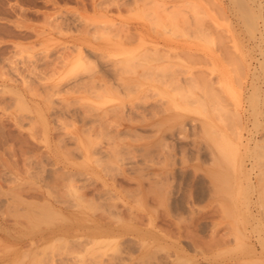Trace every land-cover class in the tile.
<instances>
[{
    "label": "rangeland",
    "instance_id": "rangeland-1",
    "mask_svg": "<svg viewBox=\"0 0 264 264\" xmlns=\"http://www.w3.org/2000/svg\"><path fill=\"white\" fill-rule=\"evenodd\" d=\"M231 2L232 0H0V264H18V262L20 264L21 263L31 264L32 260H33L32 264H38V263L39 264H51V263L53 264H58V263L69 264L70 263L71 264L72 260H73L72 263L75 262L73 264H95V263H98V264L100 263L101 264H119V263L120 264H144V263L145 264H158V263L159 264H181V263L183 264H230L231 262H233L231 264H242V261L243 263L245 262L244 264H264V261L263 263L262 261L261 263L259 261L261 256L262 258H264L263 257L264 256V253H263L264 245H262L260 242V240L264 241V228H263L264 227V217H263L264 213H262L263 211L262 207H264L263 205L264 203V187H263L264 185V163H263L264 162V152H263L264 151L263 149L264 148V132L262 131L264 130V114H262L264 113L263 112L264 98L262 99V97L264 96V89H263L264 88V83H263L264 69L260 65L261 62L258 64L259 61H262L260 58L263 59V56H264L263 54L264 53L263 52L264 51L263 50L264 49V41H263L264 40V20H263L264 19V0H253V1L247 0L246 1L248 2V6H251V8L253 6L254 10L253 9L252 10L255 13L250 9L252 14L254 13L256 16L257 15L256 11L257 12L258 10L261 11V13L260 12L258 13H260L261 15L260 17H261L262 22L260 20V17L259 18L255 17V20L257 19V21L254 20V22L257 24V26L255 23H253L254 27L251 26V28L244 23L242 24L243 20L239 17L240 16L239 11L237 7L233 5V2L232 3ZM258 3L261 4V9L257 7ZM171 10H173V12H170ZM173 13H175L176 16L172 17ZM170 16L171 18H173V20L169 19ZM196 16H198L199 18L198 17L196 18ZM197 19H200V22ZM192 21L198 24L195 25V23ZM171 23L172 24L175 23L176 25H172ZM188 25H190L191 27L189 26L190 27L189 28ZM244 25L247 28L249 27L248 30ZM176 26H179V27H176ZM210 26H212V28ZM183 27H185L186 30ZM215 28L218 30H216ZM254 28H257V29H254ZM196 29L198 31L201 30L203 32L199 31L198 33V31H196L197 32V35H196V32H195ZM250 29H252L253 31L255 30V31L254 32L252 31L253 33L252 32L249 33ZM258 29L260 31L262 30L261 33H259ZM189 34L190 35L192 34V35L190 36ZM193 35H195V37ZM216 35L220 36L221 38L220 37L217 38ZM214 38H217L216 40L219 42L217 43V41L214 40ZM139 43H142V45L139 46L138 45ZM216 43L218 44L219 48L216 47L217 46ZM154 44H156L158 47V50H157L158 54L159 52H163V54L162 53L160 54L165 55V53L169 51L173 55L169 53V57H167L166 59H164L166 56L162 58L159 56L161 59L156 57L157 59L155 61L152 60L155 57L153 56V54L156 52L155 51L154 53H149V52H153V49L151 50V48L154 46ZM230 44L232 47L230 46ZM176 45L179 46V48L178 50L177 49H174V50H176L179 53L177 54V56H174L176 55L175 53H173L174 50L172 51L170 50L171 48L173 49V47L171 46H176ZM219 45H221L222 47L220 48ZM133 46L134 47L138 46L141 49L138 48L139 50L136 51L134 50L136 47L134 48ZM131 47L134 48L132 49L134 51V53H132L134 56H129L128 58L127 56L129 54L126 55L123 52L125 50L126 51L129 50L127 48H131ZM144 47L146 48L150 47V48L149 50H147ZM142 48H144L145 50H143ZM222 48L224 49V51ZM162 49L165 51H163ZM140 50L146 51V52L148 51L147 52L148 56H153V58L152 59L148 58L146 55L147 53L143 54L145 52L141 53L142 51ZM181 50L183 53L181 52ZM130 51L131 50L127 52H130ZM138 51L139 53H137ZM135 54L139 58L143 55L145 57L143 56L144 58L143 57L142 59L140 58L141 59L140 61V59ZM149 54H152V55H149ZM228 56H231V58L229 57L230 58L229 60H227ZM146 57L148 59H145ZM170 57L172 59H169ZM176 57H179V58L175 59ZM121 59L123 61H121ZM136 59L137 60L139 59L138 61L141 62L142 66L138 65L139 63L136 61ZM223 59H225L226 61ZM130 60L133 62L135 61L134 65L135 66L137 65L138 67H135L134 65L128 66L127 63H129L128 61ZM146 60L148 61L150 60L151 63L150 62L148 63L151 65H148ZM235 61H239L240 63L235 62ZM156 63L157 64L159 63V68L161 64H163V66L167 68H168L167 65L171 67L174 66L171 69L168 68L170 72L172 69L174 70L172 73H169L168 70L162 71L163 75L161 76L159 74V73L162 74L161 71L159 70L155 71L154 69L153 71L151 69L152 64H154L156 68L158 67ZM165 63L167 65H165ZM235 63H236V67H235ZM129 64H132V63H129ZM177 64H179V66H177ZM232 65L234 66L235 70H238L239 68L240 69L238 71H235L234 69H231V67H233ZM237 65L239 68L237 67ZM71 66L73 67V69L75 67H78V68H76L75 70L73 69L70 70V68H72ZM145 66L150 67V68L147 67V70L149 72L151 71V74H150L151 76L148 74L149 73L148 71L147 73L146 71H143V69L144 70L146 69ZM155 66H152V68H154ZM240 66H242L243 68H241ZM139 67L142 69H139ZM179 67H181L184 70L186 69V70L184 71L180 69ZM175 70L176 72H174ZM177 70L179 71L177 72ZM180 70H182V74H184L183 72L186 73L187 71V74H184L183 76H181L182 74L180 73L181 72ZM192 70H194V72ZM242 70L244 72H242ZM203 71L204 72L207 71V72L204 73ZM140 72L143 73V76H142V73ZM156 72H159V73L156 74ZM164 72H168V73L165 74ZM189 72H190V75L193 73V76L194 74L195 75H199L203 73L204 75L206 74V77H204V79L206 78V81L203 79L202 80L203 82H200L199 79H202L204 75L201 76V78H199L198 76L193 77L191 75L193 79L195 80L194 81L195 83H192L194 84L192 85L193 90L195 89L194 87L198 88L199 85H196V84H199L198 82H200V84H203L202 87L204 88L205 85H207L206 84L207 80L208 81L211 80V82L209 83L210 85L212 84L211 85L212 88L210 87L212 91L211 89L210 91L208 89L209 93L206 92L207 94L206 93L204 94L205 97L204 95L201 94L203 93V91L201 93H199V91L197 92L198 89L197 90L195 89V91L192 90L193 92L191 91L192 93H190L189 91L192 88L190 86L191 81L188 80V83H184L185 80L184 79L182 80V78L187 77L185 75H189ZM208 73L211 75L212 78L210 77ZM169 74L174 75V77H176L175 75L177 76L179 75V76L177 78L171 77V80H169L168 79ZM155 75L157 76L155 77ZM160 76L162 77V80L165 77L163 80V82L165 81L164 83H167V79L169 81H172L173 79L172 82L176 81V79L178 82V80L181 79L182 81H179L178 84L181 82L180 83L181 87H184V89L187 87L186 88L188 90L187 92L183 90L181 87H179L181 88L180 90H183L187 93L186 99L187 97L192 98V95L190 96V94H193V93L195 94L193 97L202 98V99H197V98H194V99L198 100V102L196 101L198 104L199 102H202L204 100L202 103L204 106H206V108L204 107V110L206 109L205 112L204 110H203L204 113L199 110L200 107L199 108L197 107L198 104L197 106L194 105L195 103L193 99L191 101H193L194 104L189 105V103L191 102L189 98L187 100H189L190 102L183 104L182 102L184 101H182L183 99L182 94L184 92L181 94L180 97H178L176 95L178 92L174 93V91H178V90L172 89V88H178L176 87L178 86L177 82L175 83L176 86L172 87L173 83H171L172 84L171 87L168 88L167 87L168 84H166L167 86H165V84L161 82L162 80ZM237 76L239 77V81H238ZM153 77L156 79L154 80ZM166 77L168 78L166 79ZM192 77H189L190 80ZM195 77L198 78V81L195 79ZM213 78H214V82L212 81ZM215 79L217 80L215 85L218 84L217 85L218 88L219 87L221 88V89L219 88L222 92L221 94H220L219 89L218 91H216L217 86L214 85ZM160 82L161 84H159ZM136 83H139V84L136 85ZM124 84H126V87H124ZM187 84H189V87L185 86ZM213 85L215 86V88ZM208 86L209 84L207 85L206 89L208 88ZM202 87L200 86L201 89H203ZM135 88L137 89L135 90ZM253 88L256 90H254ZM213 89L215 92H219L217 93V96L218 94H220L219 97H221L222 99L221 102L218 100V103H217V99L219 97L217 98L216 95H213L215 94L213 92ZM129 90H131L132 92L130 91L128 93L127 91ZM153 90L157 92L158 94L154 95ZM158 91H163L164 93H159ZM143 94L147 96V97L145 96V98H147L148 103L146 102V99L144 98ZM210 94L211 96L213 95V97L215 98V99L213 98L214 100L211 98ZM138 95H139V98H136V96ZM165 95H167V97L169 98L171 97L170 95H172V97L169 100L168 98H166ZM183 95H185V93ZM254 96L258 97L256 98V100H258L257 102L253 101ZM160 98H163V99L160 100ZM175 98L176 99L182 98V99L176 100ZM250 98H252V102H254L255 104L250 101ZM139 99H144L145 101L141 100V102H139L140 101ZM154 99L155 100L157 99L156 105L152 104L155 102ZM166 99L170 103L171 107L174 106L172 107L173 110H171V107L170 108L167 107V109L163 108L164 106L167 105ZM172 99L174 100L173 104H172V101H173ZM153 100L154 102H152ZM262 100H263V103H261ZM175 102H177V105L179 103V107L175 108V105H174ZM180 102L182 103L183 106H181ZM207 102L210 103V106L212 105L211 106L212 110L211 108H209L210 106H208L209 104H207ZM250 103H252V105L253 104L255 105V108H256L255 111H254V106L251 105L253 108L249 106ZM213 104L216 105V107ZM151 105L154 107H151ZM155 106L157 108H155ZM221 106L222 107L225 106V107L222 108ZM145 107L149 109L150 111L149 110L145 111L147 110L145 109ZM153 108H155L156 110ZM201 108L203 109V107ZM224 108H226L225 109L226 112L227 110L232 111L231 114L229 111L227 113L222 111ZM133 109L134 110L136 109V110L134 111ZM151 109L154 111L151 112L152 111ZM196 110L199 111V114L196 112ZM234 110L235 111L237 110L236 113ZM259 110L260 112L262 110L261 114ZM143 111L145 112L143 113ZM221 111L223 112L224 115L222 114ZM217 112H218V115H217ZM233 112L235 113L237 121L234 118L235 116H232ZM135 113H136V116L133 118V114L135 115ZM212 113L214 115H212ZM220 113L221 115H219ZM141 114H143L144 116L146 115L145 118H142L143 116H141ZM215 114L218 117V118L216 117L218 121L214 117L216 116ZM225 114H227L229 117L231 116V118L234 121L229 120V117H227ZM219 117L223 121L225 118H227L226 120H229L230 123L232 121L233 123L229 124V121L227 123L226 120L224 122H221ZM138 118H142L143 120L147 118L148 120L146 119V121H149L155 118L157 119V122H158V119L159 120L162 119V121L159 122L160 128H158L157 126L159 124H155V126L153 125L152 127L154 128L150 126V129L148 125H151V124H148V125L145 124L144 127L139 128L140 125L138 127V124L144 123L145 120L143 121L142 119H140L138 122L137 120ZM219 120H220V123H219ZM235 121L238 123H236ZM130 122L132 123L134 122L135 125L134 123L132 124ZM199 122L200 123L203 122V125L210 124L212 126L211 127L212 129L210 128L211 130H208V131H211L210 134L212 132L214 133V131L216 133V130L217 132L220 131L221 134H224L223 136L219 134L220 133L219 132L218 133L219 137H218V134L216 135L214 134L215 136H217L216 139L218 138L217 142L221 143L219 146L223 152L219 154L221 158H223L222 154H226L225 156H227L228 160H230L229 155L231 153L233 154L234 152H230V153L228 152L229 155H227L228 153L225 152V150L227 151V147H229L230 144H232L230 143L232 139L233 140L231 142L234 141L233 142L234 145H238L236 146L237 148L240 145V147L238 148L239 149L238 151H237V148L234 146L236 148V150L235 148L234 150L240 153L235 152L236 155L235 153L233 154L234 156L233 158H231V162H232V159L234 160L236 159V161L238 162L237 158H239L238 156L240 155L241 157L240 159L242 161L240 160L239 161L242 163L238 165L239 162L237 163L235 161V165H231L232 163H230L229 165L230 167H228L226 160H225L226 161L225 163H223L224 161L220 162L221 159L219 160L220 158L218 157L219 155H216L214 151L215 148L218 149L214 143L216 139L212 137L213 135H211L210 138L215 139V140L213 139L214 141L212 140L211 142L210 141L211 139L209 137L208 138L204 137V135L209 136V132H207L206 129H208L210 125L209 127H205V126L203 127V125L200 124ZM182 124H183V127L187 128L184 131H182L181 129ZM238 124H241V125L243 124V126H240V125L238 126ZM127 125H128V128L130 126L134 127L136 125L138 128L136 127V132L133 127L130 128L131 130L130 129L127 130L128 129ZM192 125H195V126H192ZM201 126L203 127V130L205 128V130L202 131L203 133L200 130L202 129ZM121 128H123L126 131L121 130ZM156 128H158L160 132H158V129ZM178 128H179V132H177ZM213 128H215L216 130ZM237 129H238L239 134H241L242 138L240 137V135H238L236 131ZM132 130H134V133H132L133 132ZM153 130L155 132L157 131L156 134L153 133L154 136H152ZM162 130L165 132L166 137H164L165 135L162 136V134H164ZM168 130H171L173 134L170 131L168 132ZM231 130H233V132H230ZM196 131H200L198 132L200 133L199 136H198V133H196ZM234 131L237 133L236 136H235L236 133ZM194 132L196 134H194ZM232 133H234L233 134L234 136L232 135L233 137L231 136ZM159 135L164 137L163 139L166 140L168 138L169 140H166V142L164 140L163 142L162 140H160ZM172 135L175 137V138L173 137L174 139L172 138ZM175 135L179 136L178 138L182 136L183 138H185L184 141L182 137H181V140H182L181 141ZM149 136H152V138ZM220 136L224 137V139L222 140L223 143L221 141L222 137ZM225 136H227V138ZM238 136H239L240 141H238L239 139H237ZM228 137L229 138L231 137L232 139L230 141H227L226 143V139L229 140ZM193 138L194 139L198 138L199 141L194 140ZM207 139L208 140L210 139V140L208 141ZM156 140L159 144H161L160 141H162V144L168 147L166 148L162 144L160 147V145L156 142ZM201 140L203 143L201 142ZM254 140L255 142H253ZM151 142L154 144V146ZM173 142L174 144H172ZM210 142L212 144L214 143L213 145L215 146V148L213 147L211 148L212 144L210 145L209 144ZM168 143L169 144L171 143V144L168 145ZM180 143L183 145H180ZM224 143L226 144V146L223 145L222 147L221 145ZM150 145L151 147L153 146L152 149L149 147ZM157 145H159V148ZM175 145L177 147H175ZM196 145H198V147ZM182 146H183V149H181ZM199 146L201 149L199 148ZM145 147L150 148L151 153L149 149ZM84 148L87 151L84 150ZM204 148H206L208 153L206 152ZM231 148L232 147L230 146V149ZM156 149H158V151ZM258 150L260 151L258 152ZM142 151L143 152L147 151L146 152L147 154L143 153ZM216 151L219 153L218 150ZM232 151H233V148H232ZM156 152L159 153V156L156 155L157 154ZM164 152L166 154H164ZM115 153H117L121 159L119 160L118 158L116 159L115 157H117V154L115 155ZM181 153H183V155ZM211 153H213L215 159L214 157L212 158ZM151 154L153 156H151ZM154 154H155V158H154ZM161 154H163L168 159L171 157L169 160H172L171 162H173L174 160V163H171V162L169 163V160L163 157L164 159L167 160V161L166 160L164 161V159L160 157ZM173 155L175 158L173 157ZM209 155H211V157ZM198 156L201 159V161H199L200 159L198 158ZM202 157L204 158L205 161L203 160ZM96 158L98 160L102 159L103 162L102 160L101 161L99 160L100 163L101 162L102 163L98 164L99 162L96 161L97 160ZM179 158L182 159L186 163H184L182 160L180 161ZM162 159L163 161H161ZM224 159L226 158L224 157ZM107 160H110V161H107ZM258 160L260 161V163H257L259 162ZM130 162L133 164H130ZM179 162L180 163L183 162L184 164L183 163L179 164ZM160 163L162 166H164L163 169L169 168L168 171L162 170L163 172H167V174L164 173L165 176L160 175L161 177L159 176V174L161 173L160 169L162 168ZM169 164H171V166H169ZM130 165L133 167H131ZM241 165L242 167H240ZM165 166H169V167H165ZM189 166L191 168H189ZM67 167H68V170L72 169L71 173L75 172L77 174V176H75L69 173L71 174L70 177L73 179L71 183L72 182L74 183L75 178L77 180L76 181L77 184L76 183H74L76 185L73 184V187L76 186L74 188L69 185L70 180H68V178L66 179V177L69 176L68 174H67L68 176L65 177L64 176L65 173H64L63 177H61L62 172H64L65 170H66L65 172H67V169H66ZM131 168H134V169L136 168L135 169L136 171ZM139 168L141 170L144 169V171L143 170L142 171L140 170L141 172L139 171L141 175L138 174V171H137L139 170ZM150 168L152 169L154 168L153 170L159 169L158 172L159 171L160 172L158 173L157 170L153 171ZM173 170L175 171L173 172ZM181 170L182 171L184 170V173ZM194 170H196V172H194ZM76 171L77 172L80 171V172L77 173ZM171 172L175 176H173ZM133 173H136L137 175ZM242 173L243 175L245 174L246 176L248 173L249 179L245 175L243 176ZM258 173L260 176L258 175ZM58 174L61 175L59 176L61 179L58 177ZM125 174L126 176L123 177ZM154 174L155 175L158 174L157 176L159 177L157 176L153 177ZM218 174H220L221 176L223 175L224 178H226L228 174L231 175L230 177L227 176L228 178L227 181L229 183L228 188H229L230 183L234 181L233 183L235 184L236 180L238 179V184L236 183V186H240V187L239 189L237 187V189L239 191L240 190H244V191L239 192L236 190L235 185H230V187L234 186L233 187L234 189L229 188V190L228 189L225 190L227 194L229 195V199H228L227 196L224 195L226 193V192L224 193V189H219V188H224L220 186L221 184L220 181L218 185L217 183L218 181L214 180L215 182H213V180H210L212 179L210 177L212 176L217 177ZM86 175L90 176L91 178L89 177L87 179ZM132 175L134 176L136 175V176L131 177ZM145 175H147L148 177ZM139 176L140 177L142 176L143 178H140ZM232 176L234 177L237 176L238 178L235 177L236 179L235 180L234 177ZM156 177L158 178L157 180L155 179ZM164 177H165V180H167V177H168L170 181H168L169 179L165 181ZM220 177H219V180H221ZM58 178L60 179V181L57 182ZM127 178L130 180H128ZM136 178L137 180L141 179L142 182L144 181L146 182L144 183L140 181H139L140 183L136 182L137 181ZM134 180L135 182L133 183ZM153 180H155L156 183ZM62 181L63 182L66 181V184L70 188L64 185ZM221 181H224V180H221ZM55 182H57L58 184ZM211 182L212 184L210 185ZM137 183L139 184L142 183L141 184L142 186L138 184L137 186L138 188L134 187L135 185H137ZM148 183L157 184L159 185L158 186L159 188L155 186L154 184L149 186ZM159 183H162L164 187H166L168 185L167 183H169V185H171L172 187L170 186L171 188L170 187L168 188L169 186L168 185L167 189L166 188L162 189L164 191V194H163L162 193L163 191L161 190L163 185ZM241 184L242 185L246 184L247 187L246 185L244 186L246 189L245 188L243 189L242 188L243 186ZM78 185H79L78 188L80 192H78L79 191L77 188ZM82 185H85L84 188ZM212 185L214 186L213 188L215 189V191H218V194L216 193V197L214 198L213 196L215 193L214 194L211 193V190H213L211 188ZM222 185L224 186V184ZM143 186L144 188L145 187L146 188L144 189ZM148 186L151 189L147 188ZM206 186L209 188H207ZM131 187L134 189L137 188L135 190L137 193L133 192L134 190H132ZM55 188H57L58 190ZM71 188L73 189L77 188L76 191L78 193L76 194L75 190H73L74 191L73 192ZM81 188L84 189L85 191L82 190ZM155 188H156V191H155ZM146 189H149L153 194L155 192L159 193V191L161 190L160 192L162 194L160 193L159 194L162 195V197L163 196L167 197V195L169 196L170 194V197H168L169 200H167L168 198L166 197L162 198L159 194H157L158 196L153 197V194L149 195L150 193L148 190H147L148 191V194H147V191H145ZM50 190H51L50 192L51 195L50 193L49 195L51 197L47 194ZM99 190L101 192H98ZM220 190H223L222 191L223 193ZM53 191H55L57 194L62 193L61 196L62 195L63 196L59 197L58 195H54L56 193ZM105 191H108L109 194H107L108 192H105ZM138 191L140 192L138 193ZM257 191L259 194L261 191L262 195L260 194L261 195L260 196L257 193ZM52 192L54 193L53 195L55 198H53ZM63 192L65 194H63ZM237 192L241 193L242 196L239 195L237 197ZM99 193L100 194L102 193L101 196L99 197L101 201L96 199L98 198L97 194L98 196L100 195ZM78 194L79 196L82 197L83 201L79 198ZM94 194L96 195L95 198H94L95 196ZM244 194H245V197L248 195L247 199L248 198L250 199L247 200L244 197ZM41 195L43 198L41 197ZM47 195L48 197H46ZM219 195L223 196L224 198L220 197ZM66 196H68L69 198ZM83 196L86 198L90 197L91 199L92 198L93 199L92 200L89 199V201H87L88 199H85ZM136 196H138V198H136ZM139 196L140 197L143 196L144 199L141 198V201H139L140 200ZM159 196L161 200L159 199ZM208 196H210L212 199ZM19 197L23 201H21ZM45 197H46L45 200L48 199L47 201H50L51 199L50 202L54 203V206H57V207L66 206L70 209L78 210V213L79 214L81 213L80 216L81 215L84 216L85 213L83 214V212H87L88 216L86 217L84 216V218H88L90 216L91 218L92 217L97 218V216H101L99 214H102L103 217L101 218L102 219L104 218L103 221L107 223L109 226L111 225L112 226L114 225L115 227L117 226L121 227V225L127 226L126 224L130 225V223L132 222L131 225L134 224L136 228L137 227L139 228L141 227V228L139 230V228L138 229H136L135 227L131 228V225L130 227L128 225L127 227L129 230L127 231L126 230L127 227H125V230H124L125 232H123V234L120 235L121 237L118 235H110V236L106 235L105 236L106 238L103 237L102 239L106 240L108 238L109 240L108 239L107 240L109 242H107L106 240L107 244H104L105 241L103 240V243L97 244V246L100 245L98 248H101V251L97 250L98 248L96 244L92 245L91 241L90 243H88L89 242L88 239L87 241H85L87 238L86 235H85L86 237L83 235L82 236L79 235L80 238H78V241L82 244L81 247L83 246L82 249L84 251L81 248L80 250L78 249L79 248L78 245L80 244L76 245L77 243L76 241H74L76 243L71 242L72 245L71 246L69 245L67 247L66 245H68L69 243L65 242L66 243L65 244L62 239H58L57 236H54V234L51 235L52 230H50V228L52 229L53 224L56 223V219L57 220L61 219L59 216L57 215L51 216V218H53L52 221L55 220L54 223L53 222L51 223V221L48 220L45 222H40V224H37V225L35 224L37 227L33 224L34 226L33 227L31 226L32 222L30 221V217L24 214L26 213L24 211L28 209L27 207H29L27 203L30 202L31 199L32 200L35 199L36 202L41 201L40 202L41 204L43 202H46L44 200ZM63 197L65 198V200L68 201L67 203H72L71 201L73 200L77 201V203L80 202L78 203V206L79 205L80 206L78 207L77 203L75 204V206L77 207H74L73 203L70 206L68 204L63 205L61 201H59L58 203V200H60V198L62 199ZM146 197H147V200H146ZM155 197L156 199H158L159 202L162 200L164 201L160 202V204H157L158 201L154 200ZM230 197L232 198L230 199ZM257 197L260 199L259 201ZM244 198L246 200H244ZM27 199H28V202H27ZM84 199H85V202H84ZM32 200L30 204L35 205L34 203L35 200L34 201ZM65 200H62V201L65 202ZM106 200L110 202V204L108 203L109 205L107 204ZM165 200L167 201L165 202ZM91 201H94V202L91 204L90 203ZM232 201L235 202L236 206H234ZM246 201L247 202L250 201V202L247 203ZM260 201H262L263 203H261ZM24 202H27L26 203L27 206L25 205ZM82 202L84 203L82 204ZM88 202L91 204V206L90 204H87ZM258 202H260V205L261 204L262 205L258 206ZM148 203L149 205H147ZM222 203L224 204L223 207L224 206L228 207L230 211L228 210V208L226 210L224 208H219V207H222ZM93 204L96 205L94 208H93L94 206ZM139 204L141 205V207L139 206ZM153 204L156 205V207ZM161 204L162 206L160 207ZM85 205L89 206L90 208L92 207V208L89 209ZM110 205L112 207L117 206L116 208H120L119 213L122 215L120 216L118 212L116 213V211L119 209L116 210L113 207L114 209L112 208L113 209L112 210ZM142 205H144L143 207H145V209L142 207ZM245 205L246 206L248 205V206L244 208ZM30 206H33V205H30ZM35 206L33 207L35 208ZM171 206H174V207H171ZM241 206L246 211L242 210ZM80 207L82 208V210L78 209ZM83 207H85V209ZM99 207H102L103 209L98 210ZM104 207L107 208L108 210L111 209L110 212L113 213L112 214L113 216L115 215L114 213H116L114 217L112 216L114 221L110 217L111 214L107 213L109 211H107V209H105ZM197 207L199 209H197ZM235 207H238V209H236ZM258 207L261 212L258 210ZM128 209L132 210L131 214L129 213L130 211ZM149 209L153 211L151 212V210L149 211ZM200 209L203 212H201ZM35 210H38V209H35ZM196 210H199V213L201 214L197 213ZM156 211H157V214H155ZM237 211L239 213H237ZM30 212L32 211L30 210ZM104 212L107 215H109L111 219ZM229 212L231 214H229ZM247 212H250L249 214H252V215L251 216L249 214L246 215ZM127 213H129L130 215H128ZM236 213L238 214V216L236 215ZM243 213H246L244 214V216H246L245 219L247 221L245 222L247 223L245 224L247 225H244V224L242 225L245 226L244 228L248 229L249 231L248 230L244 231V228L242 225H240L239 227V224H241V222L243 223V220H245L243 217ZM31 214L29 213L30 216ZM149 214L152 215L153 220L149 219L150 218L148 216ZM162 214H164V216ZM216 214L218 215L216 216ZM219 214H221V216ZM241 215L243 218L241 217ZM25 216H27V218ZM80 216L77 214L74 215V217H76L77 219ZM83 216H81V218H83ZM122 216H124L123 217L124 219L122 218ZM125 216L128 218H125ZM130 216H133V217L131 218ZM179 216L183 217V219L185 218L187 219L183 220ZM74 217L72 218L71 216L72 219H74ZM136 217H140V218H136ZM177 217H179L180 220H182L181 223L180 222L178 223ZM189 217H191L192 219L191 218L189 219ZM219 217H222V218H219ZM91 218H88V219L91 220ZM116 218L118 219L120 218L119 221ZM141 218L143 220H139ZM232 218H233V221H232ZM236 218H238L239 221L241 220L242 221L239 222L238 219L236 220ZM105 220L107 221L112 220L113 223L107 222ZM219 220L220 222H222L221 223L222 225L220 224ZM248 220H250V222ZM140 221H142V223ZM186 221L188 222L187 224H186ZM148 222H149V225H146ZM150 222L152 223V226ZM195 222L197 225L195 224ZM224 222L230 223V224L232 223V225H229V224L225 225ZM47 223L50 225H48ZM87 223L93 224L91 222H87ZM120 223L121 225H117ZM174 224L175 226H173ZM183 224L185 227L181 226ZM215 224L217 225V227H213V225L215 226ZM236 225H238L239 229L236 228L237 227ZM232 226H233V229L235 230L234 232L230 230L232 229L230 228ZM227 227H229L230 229L228 230ZM145 228H147L148 230L150 229L152 230V231L150 230L148 234L153 232V229H154L153 234L152 233L151 234L157 239L156 240L153 239L154 237L151 236V234L148 235L149 237H147L146 236L147 234H146L144 237V240L142 238H139V236H142L141 234L144 232ZM221 230L223 231V233ZM237 230H240V231H237ZM227 231L229 234L228 233L226 234ZM193 232L195 233L194 235H193ZM208 232L210 234H208ZM241 232L244 233V237ZM256 232H258L257 236H256ZM47 233L49 234V237L47 236L48 235ZM211 233L215 236L219 234L221 237L220 238L219 236H217V238L219 237L218 238L219 241H217L218 239L216 240V237L213 236ZM135 234L136 235L139 234V236L137 235L136 237ZM233 234L234 235L237 234L238 237L239 235H241V237H239L238 240L232 241V239L234 238L236 239L237 237V235L236 237H233L234 236ZM174 235H175V238L173 237ZM114 236L117 240L114 239ZM223 236L225 237V239H223L224 238ZM42 237H45V239L52 238L51 239L52 241L50 242L49 239L43 240ZM53 237L54 239L56 238L58 240L57 241L58 243L56 241H55L56 244L53 243V240H54ZM210 237L215 238V239H211ZM145 238H148V239H145ZM256 238H257V241H256ZM73 239L77 240L75 237H73ZM239 239L242 240L243 242L240 241ZM98 240L101 241V238H99ZM115 240L117 242H112ZM202 240L204 241V243ZM222 240L225 243L224 242L222 243ZM142 241H144L142 243V246L144 247H142L139 244ZM239 241L241 243H244V241L245 242L247 241L249 243V246L251 245L254 246V247L252 246L254 249L251 247L253 250H251L250 248L249 250L247 248L248 244H245V246H243V244H240V247L242 248L244 247L243 249L242 248L240 249L239 244H237V242ZM59 242L62 244L64 243L67 249L63 247ZM136 242L138 243L137 245H136ZM51 243H53L55 247L49 246ZM262 243L264 244V242ZM119 244H121V246ZM234 244H237V245L235 246ZM197 245H200L202 247L200 251H198L200 247ZM207 245H209L208 246L210 248L209 250L207 249L208 248ZM210 246L213 248H211ZM234 246L238 247V249L234 248ZM92 247L93 248L95 247V248L92 249ZM192 247H195V248H192ZM196 247L197 248L199 247V248L197 249ZM260 247H263V248H260ZM64 248L66 250H64ZM158 248L160 251L158 250ZM161 249L163 250L161 251ZM205 249L207 251H205ZM98 251L99 253H97ZM40 252L43 253L42 256H41L42 253ZM50 252L52 254H48ZM258 252H261L262 254ZM36 253L38 255L40 254V256H38ZM45 253H47L46 255L48 256L53 255L52 257L54 258L52 259L51 257L45 256ZM26 254L28 257L26 256ZM103 254L104 256H102ZM260 254L261 256H259ZM80 255L82 256L81 259L79 258ZM113 255L115 258L113 257ZM142 255L143 257H141ZM253 255L255 257H253ZM76 256H79V257H76ZM146 256H148L147 260L144 259ZM169 256H172V257H169ZM43 257L45 261L47 260L46 262H44V260L42 259ZM47 257L49 259H47ZM139 257H141L142 259H140ZM62 258L63 260L66 261L65 263L63 262ZM77 258L80 259L79 260L80 263H77L79 262L77 261L78 260ZM262 258L260 260H264ZM50 259H52V262ZM242 259H244L245 261ZM143 260H145L144 263H143ZM82 261L83 262L85 261V262L83 263Z\"/></svg>",
    "mask_w": 264,
    "mask_h": 264
},
{
    "label": "bare ground",
    "instance_id": "bare-ground-1",
    "mask_svg": "<svg viewBox=\"0 0 264 264\" xmlns=\"http://www.w3.org/2000/svg\"><path fill=\"white\" fill-rule=\"evenodd\" d=\"M246 1H247V0H246ZM246 1H245V0H232L233 5H235V6L237 7L238 11H239V14H240L239 17L243 20L242 24L244 23V24H246L247 26H249V27L251 28V26L254 27L253 23H255V22H254L255 17H256V18H259V17L261 16V15H260L261 11L258 10V9H256V10H258V12H260V13H258V12L256 11L257 15L255 16V14H254L255 12L253 11V10H254V9H253V6H252V8H251V6H248V2H246ZM250 1H251V0H250ZM252 1H253V0H252ZM214 2H215V1H214ZM214 2H213V3H214ZM232 2H231V3H232ZM249 3H250V2H249ZM255 3H256V2H255ZM252 5H253V4H252ZM232 7H233V6H232ZM249 7H250V8H249ZM257 7L261 9V4L258 3V4H257ZM250 9H251V10L253 9V10H252V11L254 12L253 14H252V12H251ZM170 12H173V10H171ZM167 15H169V14H167ZM231 15H232V14H231ZM174 16H176L175 13L172 14V17H174ZM184 16H185V15H184ZM191 17H192V16H191ZM197 17H198V16H196V18H197ZM166 18H168V17H166ZM198 18H199V17H198ZM169 19H172V20H173V18H171V16L169 17ZM183 19H184V18H183ZM194 19H195V17H194ZM197 20H199V22H200V19H197ZM237 20H238V19H237ZM260 20H261V17H260ZM263 20H264V19H263ZM255 21H257V19H256ZM168 22H169V21H168ZM177 22H178V21H177ZM190 22H191V21H190ZM190 22H188V23H190ZM192 22H194V21H192ZM201 22H202V20H201ZM261 22H262V20H261ZM166 23H167V21H166ZM188 23H187V24H188ZM194 23H195V22H194ZM171 24H172V23H171ZM183 24H184V23H183ZM191 24H192V23H191ZM197 24H198V23H197ZM197 24L195 23V25H197ZM255 24H256V23H255ZM260 24H261V23H260ZM167 25H169V24H167ZM172 25H176V24L174 23V24H172ZM201 25H202V23H201ZM186 26H187V25H186ZM186 26H185V27H186ZM189 26H190V25H188V27H189ZM244 26H245V25H244ZM256 26H257V24H256ZM172 27H173V26H172ZM174 27H175V26H174ZM176 27H179V26H176ZM180 27H181V26H180ZM185 27H183V28H185ZM190 27H191V26H190ZM190 27H189V28H190ZM210 27L212 28V26H210ZM245 27H246V26H245ZM249 27H248V28H249ZM192 28H193V26H192ZM195 28H196V27H195ZM195 28H194V29H195ZM204 28H205V27H204ZM246 28H247V27H246ZM248 28H247V30H248ZM194 29H192V30H194ZM215 29H216V28H215ZM252 29H253V28H252ZM252 29L249 30V33L253 31ZM254 29H257V28H254ZM180 30H181V29H180ZM185 30H186V28H185ZM202 30H204V29H202ZM206 30H207V29H206ZM216 30H218V29H216ZM245 30H246V29H245ZM196 31H198V30L196 29L195 32H196ZM199 31H200V32H203V31H201V30H199ZM199 31H198V33H199ZM254 31H255V30H254ZM254 31H253V32H254ZM258 31H259V33H261L262 30L260 31V30L258 29ZM258 31H257V32H258ZM186 32H187V31H186ZM193 32H194V31H193ZM207 32H208V31H207ZM243 32H245V31H243ZM247 32H248V31H247ZM253 32H252V33H253ZM188 33H189V32H188ZM205 33H206V32H205ZM252 33H251V34H252ZM259 33H258V34H259ZM201 34H202V33H201ZM220 34H221V33H220ZM189 35H190V34H189ZM191 35H192V34H191ZM191 35H190V36H191ZM196 35H197V32H196ZM199 35H200V34H199ZM221 35H222V34H221ZM193 36L195 37V35H193ZM201 36H202V35H201ZM216 36H217V35H216ZM218 37H220V36H217V38H218ZM217 38H214V40H216ZM220 38H221V37H220ZM222 38H223V37H222ZM216 41H217V40H216ZM263 41H264V40H263ZM218 42H219V41H217V43H218ZM220 42H221V40H220ZM228 42H229V41H228ZM217 43H216V45H217L216 47H218V44H217ZM138 45L140 46V45H142V43H139ZM155 45H156V44H154V46H155ZM221 45H222V44H221ZM221 45H219L220 48L222 47ZM152 46H153V45H152ZM154 46H153V47H154ZM230 46H231V44H230ZM133 47H134V46H133ZM135 47H136V46H135ZM135 47H134V48H135ZM141 47H143V46H141ZM153 47L151 48V50L153 49V52H149V53H154V51L156 52V53H154V54H156V55L153 54V56H155L154 59H152L153 56H148V53H147L148 51H147V52H146V51H142V50H140V51H142L141 53L145 52V53H143V54H146V53H147V54H146L147 57H148V58H151V59L154 60V61H155L157 58H160V57L162 58V57H165V56H166V57H165L164 59H166L167 57H169V53H170L171 55H173L171 52H169V51H167V50H166V51H167L168 54L165 53V55H161L160 53L163 54V52H159V54H158V52H157V50H158L157 45H156L154 48H153ZM171 47H173V49L171 48V50H170V49H168V50H170V51H172V50H174V49H177V50H178V48H179V46H177V45H176V46H171ZM182 47H183V46H182ZM231 47H232V46H231ZM134 48H132V47H131V48H127V49H129V50L132 51V52L130 51L131 53H130V52H127V51H129V50H127V51L125 50L123 53H125L126 55L129 54V55L127 56L128 58H129V56H134V55L132 54V53H134V51L132 50V49H134ZM138 48H140V47L137 46L134 50L137 51V50H139ZM144 48L147 49V50H149L150 47H149V48L144 47ZM144 48H142V49L145 50ZM167 48H168V46H167ZM169 48H170V47H169ZM218 48H219V47H218ZM140 49H141V48H140ZM180 49H181V48H180ZM182 49H183V48H182ZM222 49H223V48H222ZM162 50H163V49H162ZM263 50H264V49H263ZM136 51H135V52H136ZM163 51H165V50H163ZM223 51H224V49H223ZM181 52H182V50H181ZM234 52H235V51H234ZM263 52H264V51H263ZM137 53H139V51H138ZM173 53L176 54V55H174V56H177V54H178L179 52H177L176 50H174ZM182 53H183V52H182ZM224 53H225V52H224ZM260 53H261V52H260ZM130 54H132V55H130ZM225 54H226V53H225ZM263 54H264V53H263ZM135 55H136V54H135ZM139 55H140V54H139ZM149 55H152V54H149ZM171 55H170V56H171ZM180 55H181V53H180ZM180 55H179V56H180ZM136 56H137V55H136ZM136 56H135V57H136ZM143 56H144V55H143ZM143 56H141L140 58L142 59ZM159 56H160V57H159ZM234 56H236V55H234ZM137 57H138V56H137ZM144 57H145V56H144ZM144 57H143V58H144ZM147 57H146L145 59H148ZM156 57H157V58H156ZM171 57H172V56H171ZM171 57H170L169 59H172ZM225 57H226V55H225ZM229 57L231 58V56H228V59H227V60L230 59ZM138 58H139V57H138ZM140 58H139V59H140ZM161 58H160V59H161ZM178 58H179V57H176L175 59H178ZM139 59H138V60H139ZM141 59H140V61H141ZM235 59H236V58H235ZM260 59H261L262 61H259L258 64L261 62L260 65H261V67H263V69H264V56H263V59H262V58H260ZM138 60L136 59V61L139 63L138 65H139V66H142L141 62L138 61ZM223 60H225V59H223ZM237 60H238V58H237ZM121 61H123V60L121 59ZM125 61H126V60H125ZM225 61H226V60H225ZM128 62H129V63H132V64L127 63L128 66H129V65H132V66H133L135 61L133 62V61L130 60V61H128ZM137 62H136V63H137ZM146 62H147L148 65H151V64L148 63V62L151 63L150 60H149V61L146 60ZM229 62H230V61H229ZM231 62H233V61H231ZM235 62H239V61H235ZM246 62H247V61H246ZM120 63H122V62H120ZM162 63H163V62H162ZM239 63H240V62H239ZM239 63H238V65H239ZM125 64H126V63H125ZM156 64H157V63H156ZM241 64H242V63H241ZM241 64H240V65H241ZM258 64H257V65H258ZM165 65H167V64L165 63ZM170 65H172V64H170ZM175 65H176V64H175ZM230 65H231V64H230ZM238 65H237V67H238ZM72 66H73V65H72ZM72 66H71V67H72ZM134 66H135V65H134ZM152 66H155V65L152 64ZM152 66H151V69H152V70H153V69H154L155 71H158V70H159V71H161V72H162V71H165V70H168V71H169L168 68L171 69V68L174 67V66L171 67V66L167 65V66H168V68H167V67L163 66V64H161V66H160L161 69H160V68H159V63L157 64V66H158L157 68H156V66H155L154 68H152ZM177 66H179V64H177ZM177 66H176V67H177ZM228 66H229V65H228ZM232 66H233V65H232ZM81 67H82V66H81ZM135 67H138V66L136 65ZM147 67L150 68L149 66H145L146 69H145V70L143 69V71H146V73H147V71H148V70H147ZM164 67H165L166 69H165ZM229 67H230V66H229ZM235 67H236V63H235ZM240 67L243 68L242 66H240ZM76 68H78V67H75L74 69H73V67H72V68H70V70H71V69L75 70ZM130 68H131V67H130ZM177 68H178V67H177ZM179 68L182 69L181 67H179ZM238 68H239V67H238ZM258 68H259V67H258ZM131 69H132V68H131ZM131 69H130V71H131ZM139 69H142V68L139 67ZM151 69H150V70H151ZM156 69H157V70H156ZM231 69H234V70H235L234 66L231 67ZM239 69H240V68H239ZM239 69H238V70H239ZM154 70H153V71H154ZM173 70H174V69H172L171 72L169 71V73H172ZM182 70H184V69H182ZM182 70H180V71H181V72H180L181 74H182ZM185 70H186V69H185ZM185 70H184V71H185ZM202 70H203V69H202ZM202 70H201V71H202ZM238 70H235V71H238ZM260 70H261V69H260ZM143 71H142V72H143ZM153 71H152V72H153ZM178 71H179V70H177V72H178ZM190 71H191V70H190ZM192 71L194 72V70H192ZM250 71H251V70H250ZM261 71H262V70H261ZM132 72H133V71H132ZM142 72H140V73H142ZM148 72H149V71H148ZM174 72H176V70H175ZM203 72H204V71H203ZM203 72H202V73H203ZM205 72H207V71H205ZM205 72H204V73H205ZM242 72H244V71L242 70ZM258 72H259V71H258ZM133 73H134V72H133ZM157 73H159V72H156V74H157ZM164 73L166 74V73H168V72H164ZM180 73H179V74H180ZM183 73H184V74H187V71H186V73H185V72H183ZM204 73H203V74H199V75H195V74H194V76H198L199 78H201V76H203ZM148 74L150 75V74H151V71H150ZM148 74H147V75H148ZM159 74L162 76V75H163V72H162V74H161V73H159ZM159 74H158V75H159ZM165 74H164V75H165ZM177 74H178V73H177ZM184 74H182L181 76H183ZM208 74H209V73H208ZM208 74H207V75H208ZM234 74H235V73H234ZM138 75H139V74H138ZM149 75H148V76H149ZM189 75H190V72H189ZM189 75H185V76L188 77V78L186 77L187 79H186V78H182V77H181V78H182V80H183V79L185 80L184 83H188V80L191 81V82H190V84H191L190 86L192 87V85H194V84H192V83H195V82H194L195 80L193 79V77H194V76H193V73L191 74L193 77H192L191 75H190V76H189ZM209 75H210V74H209ZM142 76H143V73H142ZM150 76H151V75H150ZM152 76H153V75H152ZM156 76H157V75H155V77H156ZM161 76H160V77H161ZM175 76H176V77H174V75L169 74V76H168L169 78L166 77V79L168 78L169 80H171V77H172V78H177L179 75H178V76L175 75ZM185 76H184V77H185ZM212 76H213V75H212ZM242 76H243V74H242ZM263 76H264V75H263ZM139 77H140V76H139ZM160 77H159V78H160ZM163 77H164V76H163ZM189 77H192L191 80H190ZM204 77H206V74L202 77V79H199V81H200V82H203L202 80L204 79ZM210 77H211V75H210ZM210 77H209V79H210ZM213 77H214V76H213ZM237 77H238V76H237ZM237 77H236V78H237ZM256 77H257V76H256ZM144 78H145V76H144ZM146 78H147V77H146ZM149 78H151V77H149ZM153 78H154V77H153ZM164 78H165V77H164ZM164 78H163V80H164ZM211 78H212V77H211ZM214 78H215V77H214ZM214 78H213V80H212L213 82H214ZM155 79H156V78H154V80H155ZM166 79H165V80H166ZM168 79H167V83H164L165 81L163 82L162 77H161V80H162L161 82L164 83L165 86H167L166 84H168V86H167L168 88L171 87V85H172L171 83H173V86H172V87L176 86L175 83L177 82V79H176V81H174V82H172L173 79H172V81H169ZM192 79H193V81H192ZM195 79L198 81V78H197V77H195ZM258 79H259V78H258ZM134 80H135V79H134ZM136 80H137V78H136ZM136 80H135V81H136ZM151 80H152V79H151ZM174 80H175V79H174ZM182 80L180 79V80H178V82H179V81H182ZM204 80L206 81V78H205ZM263 80H264V77H263ZM168 81H169L170 83H169ZM238 81H239V77H238ZM158 82H159V81H158ZM161 82H160L159 84H161ZM178 82H177V84H178ZM200 82H198L199 84H196V85H199L198 88L194 87L196 90L198 89L197 92L199 91V93H201V92L203 91V93H201L202 95H204L206 92L209 93L210 89L212 88V86H211L212 84L210 85V83H209V82H211V80H210V81L207 80V83H206V84H207V85L209 84V86H208V88L206 89L207 85H205L204 88L206 89V91H205V89L202 87L203 84H200ZM213 82H212V83H213ZM216 82H217V80L215 79V83H214V85L216 84ZM180 83H181V82H180ZM180 83L178 84V86H176V87H178V88H172L173 90H174V89H177V90H178V91H174V93H175V92H178L176 95H177L178 97H180L181 94L184 92L185 95H183L184 93L182 94V98H183L184 100L181 98L182 101H184V102H182V103H183V104H184V103L186 104L187 102L189 103V102L193 99V101H194L195 104L193 103V101H191V102L189 103V105H190V104H194V105L197 106V104H198V103H197V102H198L197 99H202V98L193 97V96L195 95V94L193 93V94H190V96L192 95V98H191V97H187V99L189 98L190 101L187 100V99H186V95H187L186 92L188 91V90L186 89L187 87L184 89V87H181V84H180ZM263 83H264V81H263ZM137 84H139V83H136V85H137ZM174 84H175V85H174ZM214 85H213V86H214ZM217 85H218V84H217ZM217 85H215V86H217ZM162 86H163V85H162ZM182 86H183V85H182ZM185 86H188V87H189V84H187V85H185ZM200 86H201L204 90L201 89ZM215 86H214V88H215ZM254 86H255V85H254ZM124 87H126V84H124ZM137 87H138V86H137ZM179 87H181V88H182L183 90H185L186 92L183 91V90H180L181 88H179ZM210 87H211V88H210ZM259 87H260V86H259ZM219 88H220V87H219ZM219 88H218V86H217V87H216V89H217L216 91H218ZM129 89H130V88H129ZM136 89H137V88H135V90H136ZM195 89L193 90V87H192L191 90H190L189 92L192 93L193 91H195ZM208 89H209V91H208ZM220 89H221V88H220ZM220 89H219V90H220ZM227 89H228V88H227ZM253 89H254V88H253ZM257 89H258V87H257ZM263 89H264V88H263ZM125 90H126V88H125ZM173 90H172V91H173ZM192 90H193V91H192ZM251 90H252V89H251ZM254 90H256V89H254ZM130 91H131V90H129V91H127V92L129 93ZM153 91H154V90H153ZM191 91H192V92H191ZM211 91H212V89H211ZM127 92H126V93H127ZM131 92H132V91H131ZM151 92H152V91H151ZM158 92H159V93H164L163 91H158ZM213 92L215 93V94H213V95H216V96H217V93H219V92H215L214 89H213ZM166 93H168V92H166ZM211 93H212V92H211ZM221 93H222V92H221V90H220V94H221ZM258 93H259V92H258ZM145 94H146V93H145ZM148 94H149V93H148ZM150 94H151V93H150ZM153 94L155 95V94H158V93L154 91ZM168 94H170V93H168ZM188 94H189V93H188ZM206 94H207V93H206ZM220 94H218L217 98L219 97ZM143 95H144V94H143ZM146 95H147V94H146ZM146 95H144V98H145ZM172 95H173V94H172ZM172 95H170V96L172 97ZM199 95H200V94H199ZM213 95L211 96V94H210V96H211L212 99L214 98ZM231 95H232V94H231ZM149 96H151V95H149ZM157 96H158V95H157ZM165 96H166V98H168V99L170 100L171 97L169 98V97H167V95H165ZM247 96H248V95H247ZM257 96H258V95H257ZM140 97H141V96H140ZM146 97H147V96H146ZM158 97H159V96H158ZM158 97H157V98H158ZM184 97H185V98H184ZM204 97H205V95H204ZM224 97H225V96H224ZM136 98H139V95L136 96ZM141 98H142V97H141ZM149 98H150V97H149ZM194 98H197V99H194ZM256 98H258V97H255V96H254V98H253V99H254V100H253L254 102H257V101H258V100H256ZM263 98H264V96L262 97V99H263ZM145 99H146V102H147V98H145ZM161 99H163V98H160V100H161ZM175 99H176V98H175ZM181 99L177 98L176 100H181ZM185 99H186V100H185ZM205 99H206V98H205ZM207 99H209V98H207ZM214 99H215V98H214ZM214 99H213V100H214ZM225 99H226V98H225ZM139 100H140L139 102H141V100H144V99H139ZM148 100H149V99H148ZM154 100H155V99H154ZM154 100H153L152 102H154ZM156 100H157V99H156ZM156 100H155V102L152 103V104L156 105ZM166 100H167V99H166ZM172 100H173V99H172ZM172 100H171V101H172ZM176 100H175V101H176ZM218 100L221 102V100H222L221 97H219V98L217 99V103H218ZM260 100H261V99H260ZM144 101H145V100H144ZM144 101H143V102H144ZM158 101H159V100H158ZM163 101H164V100H163ZM163 101H162V102H163ZM171 101H170V102H171ZM196 101H197V102H196ZM200 101H201V100H200ZM203 101H204V100H203ZM203 101H202V102H203ZM215 101H216V100H215ZM250 101L252 102V98H250ZM133 102H134V101H133ZM137 102H138V100H137ZM167 102H168V100L166 101V104H167L166 106H164L165 104L163 103V104H164V105H163V106H164L163 108H166V109H167V107H168V108L171 107L170 103H169V102L167 103ZM173 102H174V100L172 101V104H173ZM177 102H179V101H177ZM177 102L174 103L175 108L179 107V103H178V105H177ZM202 102H199V104H198V106H197L198 108L200 107L199 110H200L201 112H203L204 107L206 108V106H204ZM235 102H236V101H235ZM254 102H252V103H254ZM135 103H136V102H135ZM147 103H148V102H147ZM147 103H146V104H147ZM159 103H160V102H159ZM182 103L180 102L181 106H183ZM200 103H201V104H200ZM212 103H214V102H212ZM212 103H211V104H212ZM252 103H250L249 106H251ZM258 103H259V102H258ZM261 103H263V100L261 101ZM261 103H260V104H261ZM160 104H161V103H160ZM207 104H209L208 106H210V103L207 102ZM215 104H216V103H215ZM248 104H249V103H248ZM254 104H255V103H254ZM254 104H253L252 106H254V111H255L256 108H255V105H254ZM260 104H259V105H260ZM123 105H124V104H123ZM127 105H128V104H127ZM142 105H143V104H142ZM168 105H170V106H168ZM187 105H188V104H187ZM187 105H186V106H187ZM213 105H214V104H213ZM218 105H219V104H218ZM222 105H224V104H222ZM228 105H229V104H228ZM128 106H129V105H128ZM128 106H127V107H128ZM130 106H132V105H130ZM143 106H144V105H143ZM161 106H162V105H161ZM161 106H160V107H161ZM211 106H212V105H211ZM211 106H210L209 108H211ZM214 106L216 107V105H214ZM225 106H226V105H225ZM225 106H223V107H225ZM238 106H239V105H238ZM252 106H251V107H252ZM257 106H258V105H257ZM132 107H134V106H132ZM140 107H141V106H140ZM151 107H154V106L151 105ZM172 107H174V106H172ZM172 107H171V110H173ZM184 107H185V106H184ZM188 107H189V106H188ZM201 107H203V109H202ZM221 107H222V106H221ZM223 107H222V108H223ZM262 107H263V106H262ZM262 107H261V108H262ZM129 108H130V107H129ZM138 108H139V107H138ZM138 108H136V109H138ZM141 108H142V107H141ZM143 108H144V107H143ZM155 108H157V107L155 106ZM155 108H153V109H155ZM182 108H183V107H182ZM252 108H253V107H252ZM131 109H132V108H131ZM136 109H135V110H136ZM145 109H147V108L145 107ZM180 109H181V107H180ZM184 109H186V108H184ZM225 109H226V108H224L223 110L221 109V110L224 111V112H226ZM227 109H228V108H227ZM263 109H264V108H263ZM263 109H262V110H263ZM133 110H134V109H133ZM135 110H134V111H135ZM140 110H141V109H140ZM148 110H149V109H147V110H145V111H148ZM151 110H152V109H151ZM155 110H156V109H155ZM162 110H163V109H162ZM193 110H194V109H193ZM205 110H206V109H205ZM205 110H204V112H205ZM211 110H212V108H211ZM262 110H261V112H262ZM145 111H143V113H144ZM149 111H150V110H149ZM153 111H154V110H152L151 112H153ZM160 111H161V110H160ZM194 111H195V110H194ZM222 111H221V112H222ZM228 111H229L230 114H231L232 111L227 110V112H228ZM234 111H235V110H234ZM236 111H237V110H236ZM236 111H235V113H236ZM136 112H137V111H136ZM141 112H142V111H141ZM196 112L199 114V111L196 110ZM204 112H203V113H204ZM210 112H211V111H210ZM227 112H226V113H227ZM256 112H258V111H256ZM259 112H260V110H259ZM261 112H260V114H261ZM263 112H264V110H263ZM148 113H150V112H148ZM148 113H147V114H148ZM154 113H155V112H154ZM154 113H153V115H154ZM159 113H160V112H159ZM213 113H214V112H213ZM213 113H212V115H214ZM235 113L233 112V113H232V114H233L232 116H235ZM237 113H238V112H237ZM248 113H249V112H248ZM130 114H131V113H130ZM130 114H128V115H130ZM222 114H223V112H222ZM242 114H243V113H242ZM262 114H264V113H262ZM155 115H156V114H155ZM190 115H191V114H190ZM207 115H208V114H207ZM215 115H216V114H215ZM217 115H218V112H217ZM217 115L214 116V117L216 118ZM219 115H221V113H220ZM223 115H224V114H223ZM225 115H226L227 117H229L227 114H225ZM239 115H240V114H239ZM251 115H252V114H251ZM258 115H259V114H258ZM135 116H136V113H135V115L133 114V118H134ZM141 116H143L142 118H145L146 115L144 116L143 114H141ZM141 116H140V117H141ZM249 116H250V115H249ZM130 117H131V116H130ZM207 117H208V116H207ZM223 117H224V116H223ZM223 117H222V118H223ZM254 117H255V116H254ZM133 118H132V119H133ZM142 118H138V119H137L138 122H139V120L142 119ZM217 118H218V117H217ZM217 118H216V120H217ZM219 118H220V117H219ZM230 118H231V116L229 117V120L234 121L232 118H231V119H230ZM234 118L236 119V116H235ZM260 118H261V117H260ZM130 119H131V118H130ZM130 119H129V120H130ZM146 119H147V118H146ZM146 119H144V120L146 121ZM154 119H155V118H154ZM154 119H151V120L146 121V122L142 119V120L144 121V123H142V124H144V125H142V124H138V127H139V125H140L139 128H141V127H144L145 124H147V125H148V124H151V125H148V126H149V129H150V126L152 127L153 125L155 126V124H159V125H157V126H158V128H160V127H159V126H160V123H159V122H161L162 119H161V118H160L161 120L158 119V122H157V119H155V120H154ZM163 119H164V118H163ZM166 119H167V118H166ZM172 119H173V118H172ZM226 119H227V118H225L224 121H225ZM239 119H240V117H239ZM253 119H254V118H253ZM129 120H128V121H129ZM133 120H134V119H133ZM133 120H132V121H133ZM147 120H148V119H147ZM164 120H165V119H164ZM182 120H183V119H182ZM220 120H221V122H224L221 118H220ZM220 120H219V123H220ZM229 120H226V122L228 123ZM130 121H131V120H130ZM134 121H135V120H134ZM166 121H167V120H166ZM166 121H165V123H166ZM195 121H196V120H195ZM217 121H218V120H217ZM232 121H231V123H233ZM236 121H237V119H236ZM236 121H235V122H236ZM253 121H254V120H253ZM258 121H259V120H258ZM156 122H157V123H156ZM163 122H164V121H163ZM193 122H194V121H193ZM226 122H225V123H226ZM235 122H234V123H235ZM243 122H244V121H243ZM130 123H132V122H130ZM133 123H134V122H133ZM133 123H132V124H133ZM179 123H180V122H179ZM181 123H182V122H181ZM199 123H200V122H199ZM231 123H230V121H229V124H231ZM236 123H238V122H236ZM125 124H126V123H125ZM127 124H128V123H127ZM200 124L203 125V122L200 123ZM221 124H223V123H221ZM245 124H246V123H245ZM130 125H131V124H130ZM130 125H129V126H130ZM134 125H135V123H134ZM180 125H181V124H180ZM209 125H210V124H209ZM209 125H208V124H207V125L205 124V125H203V127H204V126H205V127H209ZM223 125H225V124H223ZM239 125H240V126H243V124H242V125H241V124H238V126H239ZM148 126H147V127H148ZM178 126H179V125H178ZM192 126H195V125H192ZM236 126H237V125H236ZM123 127H124V126H123ZM125 127H126V126H125ZM132 127H133V126H130V127L128 128V125H127V128H128L127 130H129V129L132 128ZM136 127H137V125L133 127V128L135 129V132H136ZM138 127H137V128H138ZM161 127H162V126H161ZM175 127H176V126H175ZM179 127H180V126H179ZM203 127L201 126V128H202V129H200L201 132L205 130V128H204V130H203ZM211 127H212V126L210 125V127H209L208 129H206L207 132H209V136H208V135H204V134H203V135H204V137H206V138H208V137L210 138V136L213 135L212 137H214V138L216 139L217 136H215V135L218 134L220 131L217 132V130H216L215 128H213V129L216 130V133H215V131L213 130L214 133L212 132L213 134H212V133L210 134L211 131H208V130H211V129H212ZM152 128H154V127H152ZM158 128H156V129H158ZM180 128H181V127H180ZM195 128H196V127H195ZM210 128H211V129H210ZM232 128H233V127H232ZM239 128H240V127H239ZM242 128H243V127H242ZM114 129H115V128H114ZM125 129H126V128H125ZM161 129H162V128H161ZM170 129H171V128H170ZM172 129H173V128H172ZM181 129H182V131H184V130L187 129V128H186V127H183V124H182V128H181ZM227 129H228V128H227ZM233 129H234V128H233ZM117 130H119V129H117ZM121 130H124V129L121 128ZM130 130H131V129H130ZM142 130H143V129H142ZM151 130H152V129H151ZM151 130H150V131H151ZM154 130H155V129H154ZM154 130H153L152 134H153V133L156 134L157 131L155 132ZM244 130H245V129H244ZM113 131H114V130H113ZM124 131H126V130H124ZM132 131H133V132H132ZM132 131H130V132L134 133V130H132ZM162 131H163V130H162ZM164 131H165V129H164ZM164 131H163V132H164ZM169 131L172 133L171 130H168V132H169ZM236 131H237L238 135H240V137H241V134H239L238 129H237ZM262 131L264 132V130H262ZM115 132H116V131H115ZM121 132H122V131H121ZM158 132H160L159 129H158ZM163 132H162V133H163ZM174 132H175V131H174ZM177 132H179V128H178ZM177 132H176V133H177ZM180 132H181V130H180ZM186 132H187V131H186ZM198 132H200V131H196V133H198ZM230 132H233V130H231ZM234 132H235V131H234ZM249 132H250V131H249ZM255 132H256V131H255ZM255 132H254V133H255ZM162 133H161V134H162ZM166 133H167V132H166ZM171 133H170V134H171ZM182 133H183V132H182ZM196 133L194 132V134H196ZM202 133H203V132H202ZM235 133H236V132H235ZM237 133L235 134V136L237 135ZM251 133H252V132H251ZM119 134H120V132H119ZM149 134H150V133H149ZM159 134H160V133H159ZM172 134H173V133H172ZM177 134H178V133H177ZM186 134H187V133H186ZM199 134H200V133H198V136H199ZM214 134H215V135H214ZM219 134H221V132H220ZM219 134H218V137H219ZM233 134H234V133H232L231 136H232ZM113 135H114V133H113ZM134 135H135V134H134ZM136 135H137V134H136ZM150 135H151V134H150ZM164 135H165V136H164ZM221 135L224 136V134H221ZM116 136H117V135H116ZM147 136H148V135H147ZM152 136H154V134H153ZM152 136H149V137L152 138ZM162 136L166 137L165 132H164V134H162ZM162 136L159 135L160 140H162V141L164 142L165 139H163L164 137H162ZM175 136H177V135H175ZM180 136H181V135H180ZM184 136H185V135H184ZM190 136H192V135H190ZM201 136H202V134H201ZM233 136H234V135H233ZM233 136H232V137H233ZM161 137H162V138H161ZM173 137H174V136L172 135V138H173ZM178 137H179V136H177V138H178ZM181 137H182V136H181ZM181 137L178 138V139L181 140ZM220 137H222V136H220ZM225 137L227 138V136H225ZM174 138H175V137H174ZM174 138H173V139H174ZM182 138H183V137H182ZM200 138H201V137H200ZM214 138H210L211 140H210V139H209V140L212 142V140H213ZM241 138H242V137H241ZM139 139H140V138H139ZM142 139H143V138H142ZM184 139H185V138H183V141H184ZM193 139H194V138H193ZM215 139H214V140H215ZM217 139H218V138H217ZM217 139L215 140L214 143H215V146H217L218 149L215 148V146L213 145L214 143L212 144V143L210 142L209 144H210V145L212 144L211 148L213 147V148H215L216 150L219 151V153H218V152L214 149L216 155H219L220 153H223V152H222V149H220V147H219L221 143H220V142H217ZM219 139H220V138H219ZM223 139H224V137H222L221 141H222ZM228 139H229V140L226 139V143H227V141H230L232 138H231V137H230V138L228 137ZM234 139H235V137H234ZM237 139H239V136L237 137ZM244 139H245V138H244ZM249 139H250V138H249ZM148 140H149V139H148ZM158 140H159V139H158ZM166 140H169V139L167 138ZM166 140H165V142H166ZM176 140H177V139H176ZM190 140H191V139H190ZM194 140H198V138H196V139H194ZM204 140H205V139H204ZM207 140H208V139H207ZM209 140H208V141H209ZM214 140H213V141H214ZM232 140H233V139H232ZM232 140H231V141H232ZM255 140H256V139H255ZM255 140H254L253 142H255ZM261 140H262V139H261ZM162 141H160L161 144H162ZM181 141H182V140H181ZM181 141H180V142H181ZM198 141H199V140H198ZM218 141H219V140H218ZM231 141H230V143H232V144H230V146L233 148V151H232V148L230 149V146H229V147H227V151L224 149L225 147L223 148V149L225 150V152H227V153H228V152H229V153H230V152L240 153V152H237V151L239 150L238 148L240 147V145H239V147L237 148L236 146H238V145H234V143H233L234 141H233V142H231ZM238 141H240V139H239ZM156 142H157V140H156ZM177 142H178V141H177ZM190 142H191V141H190ZM201 142H202V140H201ZM224 142H225V141H224ZM236 142H237V141H236ZM151 143H152V142H151ZM151 143H150V144H151ZM157 143H158V142H157ZM157 143H156V144H157ZM183 143H184V142H183ZM194 143H195V142H194ZM194 143H192V144H194ZM196 143H197V142H196ZM202 143H203V142H202ZM222 143H223V141H222ZM241 143H242V142H241ZM152 144H153V143H152ZM158 144H159V143H158ZM161 144H159L160 147H161ZM166 144H167V143H166ZM170 144H171V143H170ZM170 144L168 143V145H170ZM172 144H174V142H173ZM204 144H205V143H204ZM228 144H229V143H228ZM235 144H236V143H235ZM246 144H247V143H246ZM128 145H129V144H128ZM144 145H145V144H144ZM148 145H149V144H148ZM148 145H147V146H148ZM159 145H157L158 148H159ZM162 145H163V144H162ZM180 145H183V144L180 143ZM202 145H203V144H202ZM223 145L226 146L225 143L222 144L221 146L223 147ZM248 145H249V144H248ZM153 146H154V144H153ZM153 146H152V147H153ZM163 146H165V145H163ZM163 146H162V148H163ZM185 146H186V145H185ZM192 146H193V145H192ZM194 146H195V145H194ZM196 146L198 147V145H196ZM234 146L237 148V151H235L236 148H235ZM244 146H245V144H244ZM258 146H259V145H258ZM129 147H130V146H129ZM129 147H128V149H129ZM149 147L152 149L151 145H150ZM155 147H156V146H155ZM165 147L167 148L168 146H165ZM169 147H170V146H169ZM172 147H173V146H172ZM175 147H177V146L175 145ZM189 147H190V146H189ZM209 147H210V146H209ZM145 148H147V147H145ZM150 148H147V149H149V151H150V150H151ZM156 148H157V147H156ZM180 148H181V147H180ZM184 148H185V147H184ZM195 148H196V147H195ZM199 148H200V146H199ZM211 148H210V149H211ZM234 148H235V150H234ZM147 149H145V150H147ZM172 149H173V148H172ZM181 149H183V146H182ZM181 149H179V150H181ZM200 149H201V148H200ZM204 149L206 150V148H204ZM263 149H264V148H263ZM84 150H86V149L84 148ZM156 150L158 151V149H156ZM173 150H174V149H173ZM176 150H178V149H176ZM208 150H209V149H208ZM228 150H229V151H228ZM86 151H87V150H86ZM152 151H153V150H152ZM160 151H161V150H160ZM163 151H164V150H163ZM168 151H169V150H168ZM209 151H210V150H209ZM220 151H221V152H220ZM259 151H260V150H258V152H259ZM142 152H143V151H142ZM146 152H147V151H146ZM146 152H143V153H146ZM153 152H154V151H153ZM166 152H167V151H166ZM172 152H173V151H172ZM175 152H176V151H175ZM181 152H182V151H181ZM202 152H203V151H202ZM202 152H201V153H202ZM206 152L208 153L207 150H206ZM258 152H257V153H258ZM261 152H262V151H261ZM263 152H264V151H263ZM96 153H97V152H96ZM150 153H151V151H150ZM156 153H157V152H156ZM156 153H155V154H156ZM168 153H170V152H168ZM195 153H196V152H195ZM229 153H228L227 155H229ZM234 153H233V154H234ZM236 153H235V155H236ZM246 153H247V152H246ZM253 153H254V152H253ZM257 153H256V155H257ZM116 154H117V153H115V155H116ZM146 154H147V153H146ZM148 154H149V153H148ZM152 154H153V153H152ZM152 154H151V156H153ZM155 154H154V158H155ZM164 154H166V153L164 152ZM181 154L183 155V153H181ZM198 154H199V153H198ZM209 154H210V153H209ZM211 154H212V158H213L214 155H213V153H211ZM231 154H232V153H231ZM231 154L229 155L230 160H228L227 156H225L226 154H222V157H223V158H221V156L219 155V156H218V157H220L219 160H220V159H221V160L224 159V157L226 158V159H224V160H222V161L220 160V162H223V161H224L223 163H225V162L227 161L226 163L228 164V167H230V166H229L230 163H232L231 165H235V161H236V159H235V160L232 159V162H231V158H233V156H234L233 154H232V155H231ZM109 155H111V154H109ZM109 155H108V156H109ZM131 155H132V154H131ZM156 155L159 156V153H157ZM161 155H163V154H161ZM161 155H160V157H162V158L165 157L164 155H163V156H161ZM174 155H175V154H174ZM174 155H173V157H174ZM184 155H185V153H184ZM187 155H188V154H187ZM238 155H239V154H238ZM248 155H249V154H248ZM101 156H102V155H101ZM112 156H113V155H112ZM132 156H133V155H132ZM143 156H144V155H143ZM149 156H150V155H149ZM151 156H150V157H151ZM158 156H157V157H158ZM205 156H206V155H205ZM209 156L211 157V155H209ZM261 156H262V155H261ZM261 156H259V157H261ZM82 157H83V156H82ZM94 157H95V156H94ZM121 157H122V155H121ZM130 157H131V156H130ZM184 157H185V156H184ZM192 157H193V155H192ZM194 157H195V156H194ZM196 157H197V156H196ZM238 157H239V158H237V159H238V162H239V163H238L237 161H236V162L238 163V165H240V163H242V162H240V161H242V160L240 159V158H241L240 155H239ZM115 158H116V159L118 158V160L121 159V158L118 156V154H117V157H115ZM123 158H124V157H123ZM123 158H122V159H123ZM144 158H145V157H144ZM165 158H167V157H165ZM170 158H171V157H170ZM170 158H169V159H170ZM174 158H175V157H174ZM174 158H173V159H174ZM181 158H182V157H181ZM186 158H187V157H186ZM198 158H199V156H198ZM202 158H203V157H202ZM212 158H211V159H212ZM234 158H235V157H234ZM85 159H86V158H85ZM96 159H97V158H96ZM96 159H95V160H96ZM129 159H130V158H129ZM132 159H133V158H132ZM146 159H147V158H146ZM151 159H152V158H151ZM151 159H150V160H151ZM163 159H164V158H163ZM163 159H162L161 161H163ZM169 159L167 158V160H169ZM179 159H180V158H179ZM182 159H183V158H182ZM182 159H180V161H181ZM196 159H197V158H196ZM199 159H200V158H199ZM205 159H206V157H205ZM209 159H210V158H209ZM214 159H215V157H214ZM259 159H260V158H259ZM81 160H82V159H81ZM99 160L101 161L102 159H99ZM99 160L97 159L96 161L99 162L98 164H101V163L103 162V160H102L101 163H100ZM113 160H115V159H113ZM118 160H117V161H118ZM158 160H159V159H158ZM165 160H166V159H164V161H165ZM167 160H166V161H167ZM175 160H176V159H175ZM194 160H195V158H194ZM197 160H198V159H197ZM203 160H204V158H203ZM225 160H226V161H225ZM239 160H240V161H239ZM96 161H95V162H96ZM107 161H110V160H107ZM156 161H157V160H156ZM171 161H172V160H169V163H170ZM177 161H179V160H177ZM182 161H183V160H182ZM190 161H191V159H190ZM199 161H201V159H200ZM204 161H205V160H204ZM206 161H207V160H206ZM228 161H229V162H228ZM258 161H259V160H258ZM261 161H263V160H261ZM70 162H72V161H70ZM132 162H133V161H132ZM183 162H184V161H183ZM183 162H181V163L179 162V164H182ZM233 162H234V163H233ZM133 163H134V162H133ZM133 163L130 162V164H133ZM162 163H163V162H162ZM171 163H174V160H173V162H171ZM177 163H178V162H177ZM184 163H186V162H184ZM184 163H183V164H184ZM201 163H202V162H201ZM255 163H256V162H255ZM257 163H260V161L257 162ZM263 163H264V162H263ZM165 164H166V163H165ZM202 164H203V163H202ZM202 164H201V165H202ZM249 164H250V162H249ZM82 165H83V164H82ZM102 165H103V164H102ZM160 165H161V163H160ZM167 165H168V164H167ZM203 165H204V164H203ZM65 166H66V165H65ZM96 166H97V164H96ZM98 166H99V165H98ZM130 166H131V165H130ZM161 166H162V165H161ZM169 166H171V164H169ZM169 166H165V167H169ZM243 166H244V165H243ZM72 167H73V166H72ZM131 167H133V166H131ZM143 167H145V166H143ZM163 167H164V166H162L161 169H160V167H159L161 173H163V174L160 173L159 176H160V175H161V176L164 175V173L167 174V172H163L162 170H164V171L167 170V171H168L169 168H168V169H163ZM214 167H215V166H214ZM214 167H213V168H214ZM240 167H242V165H241ZM100 168H101V167H100ZM136 168H138V167H136ZM136 168H135V169H136ZM141 168H142V167H141ZM146 168H147V167H146ZM189 168H191V167L189 166ZM217 168H218V167H217ZM243 168H244V167H243ZM248 168H249V166H248ZM66 169H67V172H68V173L65 172V171H66V170H65L64 172H62V174H61L62 176L58 174V177H59V176L63 177V174H64V173L66 174V175L64 174L65 177L69 175L68 177H66V179L68 178V180H70L69 185H70L71 187H73V184L76 183L77 180H76V178H75L74 183H73V182L71 183V181H73V179L70 177V175L72 174V175L77 176V174H76L75 172L71 173V172H72V171H71L72 169H71V170H68V167H67ZM131 169H134V168H131ZM135 169H134V170H135ZM150 169H152V168H150ZM153 169H154V168H153ZM153 169H152V170H153ZM159 169H158V170H159ZM250 169H251V168H250ZM74 170H76V169H74ZM140 170H141V169L139 168V170H137V171H138V174L141 175V173H139ZM142 170L144 171V169H142ZM142 170H141V171H142ZM148 170H149V169H148ZM156 170H157V169H155V170H153V171H156ZM158 170H157V172H158ZM216 170H217V169H216ZM243 170H244V169H243ZM61 171H62V170H61ZM135 171H136V170H135ZM141 171H140V172H141ZM145 171H146V170H145ZM160 171H159V172H160ZM169 171H171V170H169ZM174 171H175V170H173V172H174ZM181 171H182V170H181ZM199 171H200V170H199ZM76 172H77V171H76ZM78 172H80V171H78ZM78 172H77V173H78ZM149 172H150V171H149ZM159 172H158V173H159ZM182 172L184 173V170H183ZM194 172H196V170H194ZM201 172H202V170H201ZM244 172H245V171H244ZM257 172H258V171H257ZM59 173H60V172H59ZM69 173H71V174H69ZM74 173H75V174H74ZM121 173H122V172H121ZM123 173H124V172H123ZM143 173H144V172H143ZM143 173H142V174H143ZM153 173H154V172H153ZM171 173H172V172H171ZM176 173H177V172H176ZM199 173H200V172H199ZM210 173H211V172H210ZM217 173H218V172H217ZM219 173H220V172H219ZM226 173H227V172H226ZM67 174H68V175H67ZM82 174H83V173H82ZM86 174H87V173H86ZM133 174H136V173H133ZM155 174H156V172H155ZM155 174H154L153 177H155V176L158 175V174H157V175H155ZM168 174H170V173H168ZM172 174H173V173H172ZM206 174H207V173H206ZM221 174H223V173H221ZM78 175H79V174H78ZM136 175H137V174H136ZM136 175H135V176H136ZM143 175H144V174H143ZM143 175H142V176H143ZM192 175H193V174H192ZM198 175H199V174H198ZM216 175H217V174H216ZM236 175H237V174H236ZM242 175H243V173H242ZM244 175H245V174H244ZM244 175H243V176H244ZM258 175H259V173H258ZM125 176H126V174H125L123 177H125ZM133 176H134V175H132L131 177H133ZM135 176H134V177H135ZM142 176H141V177L139 176V177H140V178H143ZM145 176H147V175H145ZM150 176H151V175H150ZM159 176H157V177H159ZM161 176H160V177H161ZM164 176H165V175H164ZM166 176H167V175H166ZM173 176H175V175L173 174ZM184 176H185V175H184ZM218 176L220 177L221 175L218 174ZM218 176H217V177H218ZM227 176L230 177L231 175L228 174ZM227 176H226V178H227ZM245 176H246V175H245ZM259 176H260V175H259ZM89 177H90V176H87V175H86V178H87V179H88ZM147 177H148V176H147ZM157 177L155 178L156 180L158 179ZM214 177L217 178L216 176H214ZM214 177H213V176L210 177V178H212V179H210V180H213V182L218 181V182H217L218 185H219V181H220V183H221L220 186H222V187H224V188H219V189H224V193L226 192V191H225L226 189L229 190V188H233V187H234V186H233V187H230V185H235V186H236V183L238 184V179H237V180L235 179V177H237V176H235V177L232 176V177H234V179L236 180V183L234 184V183H233L234 181L232 182L233 184L230 183L229 188H228V184H229V183H228V181H227L228 178H227V179L224 178L223 175L220 177L221 180H224V181L226 180V181H227V183H226V181L224 182V181L219 180V177L217 178L218 180L215 179ZM232 177H231V178H232ZM246 177L249 179L248 173H247V176H246ZM56 178H57V177H56ZM59 178H60V177H59ZM59 178L57 179V182L60 181L61 178H60V179H59ZM90 178H91V177H90ZM129 178H130V176H129ZM137 178H138V177H137ZM137 178H136V180H137ZM200 178H201V177H200ZM223 178H224V179H223ZM237 178H238V177H237ZM77 179H78V178H77ZM87 179H86V180H87ZM111 179H112V178H111ZM127 179H128V178H127ZM132 179H134V178H132ZM138 179H139V178H138ZM148 179H149V178H148ZM148 179H146V180H148ZM153 179H154V178H153ZM159 179H161V178H159ZM168 179H169V178L167 177V180H168ZM245 179H246V178H245ZM64 180H65V178H64ZM89 180H90V179H89ZM114 180H115V179H114ZM128 180H130V179H128ZM162 180H163V179H162ZM164 180H165V177H164ZM167 180H165V181H167ZM214 180H215V181H214ZM231 180H232V179H231ZM231 180H230V181H231ZM55 181H56V180H55ZM131 181H132V180H131ZM139 181L142 182L141 179H140V180H137L136 182H139ZM149 181H150V180H149ZM149 181H148V182H149ZM153 181L156 183L155 180H153ZM153 181H152V182H153ZM158 181H159V180H158ZM168 181H170V179H169ZM242 181H243V179H242ZM255 181H256V180H255ZM57 182H55V183H57ZM134 182H135V180L133 181V183H134ZM140 182H139V183H140ZM144 182H146V181H144ZM144 182H142V183H144ZM222 182H223V183H222ZM55 183H54V184H55ZM62 183H64V185L68 186V185L66 184V181H64V182L62 181ZM62 183H61V184H62ZM139 183H137V185H135L134 187H137ZM142 183H141V184H142ZM150 183H151V182H150ZM165 183H166V182H165ZM178 183H179V182H178ZM208 183H209V182H208ZM225 183H226V184H225ZM254 183H255V182H254ZM54 184H53V186H54ZM57 184H58V183H57ZM76 184H77V183H76ZM76 184H74V185H76ZM141 184H139V185H141ZM153 184H154V183H153ZM153 184H149V183H148L149 186H150V185H153ZM159 184L163 185L162 183H159ZM167 184L169 185V183H167ZM211 184H212V182L210 183V185H211ZM215 184H216V183H215ZM222 184H224V186H223ZM239 184H240V183H239ZM256 184H257V183H256ZM120 185H121V184H120ZM154 185L157 186V187L159 186V185H157V184H154ZM161 185H160V186H161ZM168 185H167V186H168ZM216 185H217V184H216ZM225 185H227V186H225ZM241 185H242V184H241ZM245 185H246V184H245ZM245 185H242V186H243V187H242L243 189L245 188V187H244ZM59 186H60V184H59ZM82 186H83V188H84L85 185H82ZM141 186H142V185H141ZM149 186H148L147 188H149ZM165 186H166V185H165ZM167 186L164 187V185H163L162 188H161V190H162V189H165V188L167 189ZM170 186H171V185H169L168 188H169ZM51 187H52V186H51ZM68 187H69V186H68ZM74 187H76V186H74ZM74 187H73V188H74ZM78 187H79V185L77 186V188H78ZM80 187H81V186H80ZM163 187H164V188H163ZM171 187H172V186H171ZM171 187H170V188H171ZM206 187H207V186H206ZM213 187H214V186L212 185L211 188H212L213 190H211V193H213V194L215 193V194H214V196H213L212 194H211V195H212L213 198H214V197H216V193L218 194V191H215V189H214ZM237 187H238V189H239L240 186H236V190L239 191V190L237 189ZM246 187H247V185H246ZM259 187H260V186H259ZM263 187H264V185H263ZM69 188H70V187H69ZM73 188H71V189H72V191L75 190L76 194H77L78 192H80L79 188H78V190H79L78 192L76 191L77 188H75V189H73ZM113 188H114V187H113ZM131 188H132V187H131ZM137 188H138V187H137ZM137 188H136V189H137ZM140 188H141V187H140ZM143 188H144V186H143ZM145 188H146V187H145ZM145 188H144V189H145ZM158 188H159V187H158ZM158 188H157V189H158ZM207 188H209V187H207ZM211 188H210V189H211ZM242 188H241V189H242ZM55 189H57V188H55ZM71 189H70V190H71ZM81 189H82V188H81ZM119 189H121V188H119ZM136 189L132 188V190H134L133 192H136V191H135ZM149 189H151V188H149ZM149 189H146L145 191L148 190L149 193H150L149 195L153 194ZM177 189H178V188H177ZM219 189H218V190H219ZM233 189H234V188H233ZM233 189H232V190H233ZM245 189H246V188H245ZM52 190H54V189H52ZM57 190H58V189H57ZM82 190H84V189H82ZM101 190H102V189H101ZM128 190H129V189H128ZM138 190H139V189H138ZM161 190H160V191H161ZM178 190H179V189H178ZM84 191H85V190H84ZM84 191H83V192H84ZM130 191H131V190H130ZM148 191H147V194H148ZM155 191H156V188H155ZM155 191H153V192H155ZM160 191H159L160 194H162V193L164 194V191H163V190H162V191H163L162 193H161ZM203 191H204V190H203ZM220 191L222 192L223 190H220ZM240 191L243 192L244 190H240ZM240 191H239V192H240ZM247 191H248V190H247ZM46 192H48V191H46ZM50 192H51V190H50L47 194L49 195ZM53 192H55V191H53ZM53 192H52V195L54 194ZM59 192H60V191H59ZM61 192H62V191H61ZM73 192H74V191H73ZM98 192H101V191L99 190ZM98 192H97V193H98ZM105 192H108V191H105ZM139 192H140V191H138V193H139ZM233 192H234V191H233ZM239 192H237V197H238L239 195L242 196V194L239 193ZM245 192H246V190H245ZM245 192H244V193H245ZM252 192H253V191H252ZM55 193H56V192H55ZM87 193H88V191H87ZM92 193H93V192H92ZM102 193H103V192H102ZM102 193H101V194H102ZM136 193H137V192H136ZM145 193H146V192H145ZM159 193H156V192H155V193L153 194V197H154V196H158L157 194H159ZM222 193H223V192H222ZM229 193H230V192H229ZM238 193H239V194H238ZM257 193H258V191H257ZM61 194H62V193H61ZM61 194H59V193L57 194V193H56V194H54V195H58V196L60 197ZM63 194H65V193L63 192ZM79 194H80V193H79ZM79 194H78V196H79ZM83 194H84V193H83ZM85 194H86V193H85ZM95 194H96V193H95ZM95 194H94V195H95ZM99 194H100V193H99ZM101 194H100L99 196H98V194H97V197H98V198H96V199H98L99 201H101V200L99 199V197L101 196ZM103 194H104V193H103ZM107 194H109V192H108ZM126 194H127V192H126ZM160 194H159V195H160ZM230 194H231V193H230ZM232 194H233V193H232ZM258 194H259V193H258ZM260 194L262 195V192H261V191H260ZM260 194H259V195H260ZM48 195H47L46 197H48ZM50 195H51V193H50ZM50 195H49V196H50ZM54 195H53V198H55ZM73 195H74V194H73ZM73 195H72V196H73ZM80 195H81V194H80ZM224 195H226L227 198L229 199V195L227 194V192H226ZM261 195H260V196H261ZM62 196H63V195H62ZM62 196H61V197H62ZM132 196H134V195H132ZM160 196L162 197V195H160ZM160 196H159V199L161 200ZM219 196H220V195H219ZM232 196H233V195H232ZM247 196H248V195H247ZM247 196L245 197V194H244V197H245L246 199H247ZM41 197H42V195H41ZM46 197L44 198V200L46 199ZM50 197H51V196H50ZM56 197H57V196H56ZM59 197H58V198H59ZM66 197H68V196H66ZM70 197H71V195H70ZM83 197H84V196H83ZM88 197H89V196H88ZM91 197H92V196H91ZM95 197H96V195L94 196V198H95ZM139 197H140V196H139ZM147 197H148V196H147ZM147 197H146V200H147ZM153 197H152V199H153ZM163 197H166V196H163ZM163 197H162V198H163ZM168 197H170V194H169V196L167 195L166 198H168ZM208 197H210V196H208ZM217 197H218V196H217ZM220 197H223V196H220ZM249 197H250V196H249ZM42 198H43V197H42ZM58 198H57V199H58ZM63 198H64V197H63ZM63 198H62V199L60 198V200H58V203H59V201H61L63 205L68 204L69 206L72 205V203H73V206H74V207H77V206H78V203H80V202L77 203V201H74V200H73L74 202L71 201L72 203H67L68 201L65 200V198H64V199H63ZM68 198H69V197H68ZM73 198H74V197H73ZM77 198H78V197H77ZM79 198L82 200V197H81V196H79ZM84 198H85V199H88L87 201H89V199H91L90 197H89V198L84 197ZM136 198H138V196H136ZM141 198H143V196L140 197V200H139V201H141ZM150 198H151V197H150ZM166 198H165V199H166ZM210 198H211V197H210ZM210 198H209V199H210ZM223 198H224V197H223ZM231 198H232V197H230V199H231ZM245 198H244V200H246ZM257 198H258V197H257ZM19 199H20L21 201H23L20 197H19ZM49 199H50V198H49ZM75 199H76V198H75ZM85 199H84V202H85ZM92 199H93V198H92ZM92 199H91V200H92ZM104 199H105V198H104ZM132 199H133V197H132ZM143 199H144V198H143ZM211 199H212V198H211ZM239 199H240V198H239ZM242 199H243V197H242ZM249 199H250V198H248L247 200H249ZM31 200H32V199H31ZM31 200H30V202H28V199H27V202H28V203H27V202H24L25 205H26V203H27L28 206H29L30 208L27 207V208H28V209H27L28 211L24 209V210H25L24 212H26V213L23 212L24 214H26L27 216L30 217V221L32 222V223L30 222V223L32 224L31 226H33V224H34V225H35V224L37 225V224H40V222H45V221H48V220L51 221V223H52V222L54 223L55 220L52 221L53 218H51V216H53V215H57V216H59L61 219H60V220H59V219H58V220L56 219V223H57V222H58V223H57V224H56V223L53 224L52 229L50 228V230H52L51 235L54 234V236H57L58 239H62V240L64 241V243H65V242H66V243H69L68 245H66L67 247H68L69 245L71 246L72 243H76V242H77L76 245L80 244V245H78V246H79L78 249H79V250H80V248L82 249L83 246L81 247L82 244L78 241V238H80V236H82V235H83V236H85V235L87 236V238H86L85 241H87V239H88V241H89L88 243H90V241H91V244H92V245H95V244H96V246H97V244L103 243V240H104V239H102V238L105 237L106 235H109V236H110V235H118V236L122 235L123 232H125V231H124V230H125V227H127V226L129 225V224H126L127 226H122L121 223H120V224H117V225H121V227H120V226L118 227L117 225H116L117 227H115L114 225L112 226L111 224H110L111 226H109L107 223H105V222L103 221L104 218H103V219L101 218V217H103L102 214H99V215H101V216H97V218L95 217L96 219H95L94 217L91 218V216H90L91 214H90V215H89L90 217H88V218H91V220H90V219H88V218H84V216H85V217L88 216V215H87V212H83V211H81V212H83V214H84V213L86 214V215L84 214V216L81 215V216H83V218H84V219H83V218H81V216H80L81 213H80V214L78 213V210H75V209H74V210H75V211H74L73 209H70V208H68V207H66V206H65V207H64V206H63V207H61V206H60V207H59V206H58V207H57V206H54V203L50 202L51 199H50V201H47V200H48V199H47V200H45L46 202H43V203H41V204H40L41 201H40V202H36V200L34 199V200H35L34 203H35L36 206H35L34 204H30V203H31ZM34 200H32V201H34ZM42 200H43V199H42ZM44 200H43V201H44ZM62 200H65V202L62 201ZM135 200H136V199H135ZM154 200L158 201V199H156V197L154 198ZM167 200H169V198H168ZM167 200H165V202H166ZM259 200H260V199L258 198V201H259ZM82 201H83V200H82ZM87 201H86V202H87ZM94 201H95V199H94ZM94 201H91L90 203L92 204ZM106 201H107V200H106ZM162 201H164V200H162ZM162 201H160V202H162ZM182 201H183V200H182ZM255 201H257V200H255ZM63 202H64V203H63ZM69 202H70V201H69ZM84 202H82V204H83ZM114 202H115V201H114ZM136 202H138V201H136ZM149 202H150V201H149ZM152 202H153V201H152ZM154 202H155V201H154ZM158 202H159V201H158ZM158 202H157V204H160V202H159V203H158ZM207 202H208V201H207ZM235 202H236V200H235ZM235 202L232 201V203L234 204V206H236V205H235ZM246 202H247V201H246ZM249 202H250V201H249ZM249 202H247V203H249ZM260 202L263 203L262 201H260ZM260 202H258V206L260 205ZM32 203H33V202H32ZM38 203H39V204H38ZM76 203H77V206H75ZM90 203L88 202L87 204H90ZM96 203H97V202H96ZM108 203L110 204V202L107 201V204H108ZM134 203H135V201H134ZM142 203H143V202H142ZM170 203H171V202H170ZM215 203H216V202H215ZM238 203H239V202H238ZM29 204L35 206V208H34L33 206H30ZM37 204H38V205H37ZM85 204H86V203H85ZM91 204H90V206H91ZM98 204H99V203H98ZM104 204H105V203H104ZM109 204H108V205H109ZM113 204H114V203H113ZM140 204H141V202H140ZM140 204H139V206L141 207ZM155 204H156V203H155ZM157 204H156V205H157ZM212 204H213V203H212ZM241 204H242V203H241ZM241 204H240V205H241ZM254 204H255V203H254ZM58 205H59V204H58ZM93 205H94V204H93ZM101 205H103V204H101ZM101 205H100V206H101ZM111 205H112V204H111ZM111 205H110V206H111ZM114 205H115V204H114ZM147 205H149V203H148ZM153 205H154V204H153ZM156 205H154V206L156 207ZM192 205H193V204H192ZM223 205H224V204L222 203V207H219V208H224V209L226 210L228 207H225V206L223 207ZM237 205H238V204H237ZM261 205H262V204H261ZM261 205H260V206H261ZM263 205H264V203H263ZM26 206H27V205H26ZM79 206H80V205H79ZM79 206H78V207H79ZM85 206H86V205H85ZM95 206H96V205H94L93 208H94ZM104 206H105V205H104ZM123 206H124V205H123ZM143 206H144V205H142V207H143ZM161 206H162V204L160 205V207H161ZM220 206H221V205H220ZM247 206H248V205H247ZM247 206L245 205L244 208H246ZM32 207L34 208V210H35V209H38V210H35V211H34ZM86 207H88L89 209L92 208V207L90 208L89 206H86ZM108 207H109V206H108ZM113 207H114V206H113ZM113 207L111 206V209H112ZM116 207H117V206H116ZM116 207H114L116 210L119 209V210L116 211V213H117V212L119 213V212H120V208H116ZM151 207H152V206H151ZM171 207H174V206H171ZM176 207H177V206H176ZM176 207H175V208H176ZM215 207H216V205H215ZM217 207H218V205H217ZM238 207H239V206H238ZM238 207H235V208L238 209ZM72 208H73V207H72ZM83 208L85 209V207H83ZM96 208H97V207H96ZM96 208H95V209H96ZM104 208H105V207H104ZM114 208H113V209H114ZM143 208L145 209V207H143ZM147 208H148V207H147ZM152 208H153V207H152ZM152 208H151V209H152ZM162 208H163V207H162ZM167 208H168V207H167ZM241 208H242V206H241ZM241 208H240V209H241ZM244 208H242V210L246 211ZM262 208H263L262 213H264V207H262ZM78 209L82 210L81 207L78 208ZM99 209H103V208H102V207H99L98 210H99ZM105 209H107V208H105ZM111 209H110V210H111ZM113 209H112V210H113ZM151 209H149V211H150ZM189 209H190V208H189ZM197 209H199V208L197 207ZM214 209H215V208H214ZM248 209H249V208H248ZM30 210H31L32 212H30ZM110 210L107 209V211H109V212H110ZM128 210H129V209H128ZM156 210H157V209H156ZM164 210H165V209H164ZM164 210H163V211H164ZM168 210H169V209H168ZM173 210H174V209H173ZM176 210H177V209H176ZM228 210H229V208H228ZM258 210L260 211L259 207H258ZM37 211H38V212H37ZM96 211H97V210H96ZM100 211H101V210H100ZM100 211H98V212H100ZM107 211H106V212H107ZM129 211H130L129 213L131 214V211H132V210H129ZM152 211H153V210H151V212H152ZM163 211H161V212H163ZM200 211H201V209H200ZM215 211H216V210H215ZM229 211H230V210H229ZM239 211H240V210H239ZM248 211H249V210H248ZM256 211H257V209H256ZM28 212H29L30 214L32 213L31 216L29 215ZM33 212H35V213H33ZM109 212H107V213H108V214H111L110 217L113 219V217L116 215V213H114L115 215L113 216V215H112L113 213H112V212L109 213ZM159 212H160V211H159ZM164 212H165V211H164ZM176 212H178V211H176ZM196 212L199 213V210H196ZM201 212H203V211H201ZM217 212H219V211H217ZM227 212H228V211H227ZM260 212H261V211H260ZM95 213H96V212H95ZM104 213H105V212H104ZM129 213H127V214L130 215ZM165 213H166V212H165ZM191 213H192V212H191ZM222 213H223V212H222ZM237 213H239V212L237 211ZM237 213H236V215L238 216ZM249 213H250V212H247V214H246V213H243V217H244V219H245V217H246V216H244V214L248 215ZM24 214H23V215H24ZM76 214L80 216L78 219H77L76 217H74V215H76ZM105 214H106V213H105ZM119 214H120V213H119ZM127 214H126V215H127ZM155 214H157V211H156ZM155 214H154V215H155ZM199 214H201V213H199ZM229 214H231V213L229 212ZM259 214H260V213H259ZM106 215H107V214H106ZM121 215H122V214H120V216H121ZM145 215H146V214H145ZM162 215L164 216V214H162ZM165 215H166V214H165ZM173 215H174V214H173ZM189 215H190V214H189ZM217 215H218V214H216V216H217ZM219 215L221 216V214H219ZM222 215H223V214H222ZM249 215L251 216L252 214H249ZM27 216H25V217L27 218ZM69 216H70V217H69ZM71 216H72V218L74 217V219H72ZM92 216H93V215H92ZM94 216H96V215H94ZM107 216L109 217V215H107ZM112 216H113V217H112ZM117 216H118V215H117ZM117 216H116V217H117ZM138 216H139V215H138ZM146 216H147V215H146ZM148 216L150 217L149 219H152V215H151V214H149ZM227 216H228V214H227ZM239 216H240V215H239ZM255 216H256V215H255ZM259 216H260V215H259ZM261 216H262V215H261ZM110 217H109V218H110ZM123 217H124V216H122V218H123ZM130 217L132 218L133 216H130ZM179 217H181V216H179ZM179 217H177V221H178V223H179V222L181 223L182 220H180ZM192 217H193V216H192ZM241 217H242V215H241ZM243 217H242V218H243ZM263 217H264V214H263ZM80 218H81V219H80ZM100 218H101L102 220H101ZM111 218H110V219H111ZM120 218H121V217H120ZM120 218H119V219H120ZM122 218H121V219H122ZM125 218H128V217L125 216ZM136 218H140V217H136ZM146 218H147V217H146ZM181 218L183 219V217H181ZM190 218H191V217H189V219H190ZM216 218H217V217H216ZM219 218H222V217H219ZM224 218H225V216H224ZM227 218H228V217H227ZM234 218H235V217H234ZM247 218H248V217H247ZM256 218H257V217H256ZM28 219H29V218H28ZM75 219H76V220H75ZM116 219H118V218H116ZM119 219H118V221H119ZM123 219H124V218H123ZM175 219H176V218H175ZM185 219H187V218H185ZM185 219H183V220H185ZM189 219H188V220H189ZM191 219H192V218H191ZM195 219H196V218H195ZM213 219H214V218H213ZM237 219H238V218H236V220H237ZM249 219H250V218H249ZM260 219H261V218H260ZM260 219H259V221H260ZM126 220H128V219H126ZM130 220H131V219H130ZM139 220H143V219L141 218V219H139ZM152 220H153V219H152ZM152 220H150V221H152ZM179 220H180V221H179ZM216 220H217V219H216ZM216 220H215V221H216ZM250 220H251V219H250ZM250 220H248V221L250 222ZM27 221H28V220H27ZM105 221H107V220H105ZM113 221H114V219H113ZM147 221H149V220H147ZM173 221H174V220H173ZM191 221H192V220H191ZM213 221H214V220H213ZM232 221H233V218H232ZM238 221H239V219H238ZM238 221H236V222H238ZM241 221H242V220H241ZM241 221H239V222H241ZM245 221H247V220H246V219L243 220V223L241 222V224H239V227H240V225H242V224L247 225V224H245V223H247V222H245ZM87 222H91V223H93V224H90V223H87ZM107 222H112V220H111V221L108 220ZM116 222H117V221H116ZM116 222H114V223H116ZM121 222H123V221H121ZM140 222L142 223V221H140ZM169 222H170V221H169ZM183 222H184V221H183ZM219 222H220V220H219ZM219 222H218V223H219ZM249 222H248V223H249ZM27 223H28V222H27ZM112 223H113V222H112ZM126 223H127V222H126ZM131 223H132V222H131ZM131 223H130V225H131ZM133 223H134V222H133ZM137 223H138V222H137ZM187 223H188V222L186 221V224H187ZM190 223H191V222H190ZM214 223H215V222H214ZM214 223H213V224H214ZM218 223H216V224H218ZM221 223H222V222H220V224H221ZM224 223H225V222H224ZM224 223H223V225H224ZM260 223H261V222H260ZM47 224H48V223H47ZM124 224H125V222H124ZM138 224H139V223H138ZM143 224H144V223H143ZM150 224H151V226H152V223H151V222H150ZM184 224H185V223H184ZM184 224L181 225V226H184ZM195 224H196V222H195ZM216 224H215V226L213 225V227H217ZM226 224H227V225H228V224H229V225H232V223H231V224H230V223H225V225H226ZM237 224H238V223H237ZM36 225H35V226H36ZM48 225H50V224H48ZM130 225H129V227H130ZM132 225H133V226H132ZM132 225H131V228H132V227H135L134 224H132ZM146 225H149V222H148ZM196 225H197V224H196ZM221 225H222V224H221ZM233 225H234V224H233ZM254 225H255V224H254ZM137 226H138V225H137ZM157 226H158V225H157ZM157 226H156V228H157ZM160 226H161V225H160ZM173 226H175V224H174ZM179 226H180V225H179ZM191 226H192V225H191ZM218 226H220V225H218ZM236 226H237L236 228L239 229L238 225H236ZM242 226H243V225H242ZM242 226H241V227H242ZM33 227H34V226H33ZM36 227H37V226H36ZM184 227H185V226H184ZM186 227H187V226H186ZM213 227H212V228H213ZM222 227H223V226H222ZM225 227H226V226H225ZM244 227H245V226H243V228H244ZM135 228H136V227H135ZM135 228H134V229H135ZM138 228H139V227H137L136 229H138ZM140 228H141V227H140ZM140 228H139V230H140ZM175 228H176V227H175ZM218 228H219V227H218ZM227 228H228V230H229L230 228H232V229H230V230H232L233 232L235 231V230L233 229V226L230 227V228H229V227H227ZM243 228H242V230H243ZM247 228H248V227H247ZM263 228H264V227H263ZM36 229H37V228H36ZM145 229H147V228H145ZM145 229H144V232H143L142 234L140 233L143 237H142V236H139V234H137V235L139 236V238H142L143 240H144V237H145L146 234H147L146 236L149 237L148 235H150L151 233L153 234V232H154V229H153V232H151L150 234H148V233L150 232L151 229H150V228H149L150 230H148V229L145 230ZM209 229H210V228H209ZM213 229H214V228H213ZM213 229H212V230H213ZM224 229H225V228H224ZM250 229H251V228H250ZM259 229H260V228H259ZM29 230H30V229H29ZM87 230H88V231H87ZM126 230H127V231L129 230L128 227H127ZM164 230H165V229H164ZM180 230H181V229H180ZM185 230H186V229H185ZM188 230H189V229H188ZM210 230H211V229H210ZM214 230H215V229H214ZM216 230H217V229H216ZM242 230H241V231H242ZM245 230H248V229H245V228H244V231H245ZM151 231H152V230H151ZM160 231H161V230H160ZM189 231H190V230H189ZM197 231H198V230H197ZM218 231H219V229H218ZM221 231H222V230H221ZM237 231H240V230H237ZM244 231H243V232H244ZM248 231H249V230H248ZM248 231H247V232H248ZM256 231H257V230H256ZM261 231H262V230H261ZM46 232H47V230H46ZM135 232H137V231H135ZM138 232H140V231H138ZM174 232H175V231H174ZM185 232H186V231H185ZM210 232H212V231H210ZM216 232H217V231H216ZM216 232H215V233H216ZM224 232H225V231H224ZM230 232H231V231H230ZM254 232H255V231H254ZM49 233H50V232H49ZM196 233H197V232H196ZM220 233H221V232H220ZM222 233H223V231H222ZM227 233H228V231L226 232V234H227ZM241 233H242V232H241ZM248 233H249V232H248ZM47 234H48V233H47ZM128 234H129V233H128ZM131 234H132V233H131ZM152 234H151V236H153ZM169 234H170V233H169ZM194 234H195V233L193 232V235H194ZM208 234H210V233L208 232ZM211 234H212V233H211ZM213 234H214V232H213ZM213 234H212V235H213ZM217 234H218V233H217ZM228 234H229V233H228ZM257 234H258V232H256V236H257ZM79 235H80V236H79ZM135 235H136V234H135ZM137 235H136V237H137ZM175 235H176V234H175ZM175 235L173 236L174 238H175ZM233 235H234V234H233ZM236 235H237V234H235L233 237H236ZM242 235H243V237H244V233H242ZM40 236H41V235H40ZM47 236L49 237V234H48ZM86 236H85V237H86ZM109 236H108V237H109ZM177 236H178V235H177ZM181 236H182V235H181ZM213 236H215V235H213ZM217 236L220 237L219 234H218ZM217 236H215V237H216V240L219 238V237L217 238ZM221 236H222V235H221ZM245 236H246V235H245ZM252 236H253V235H252ZM45 237H46V236H45ZM45 237H42L43 240H47V239H49V238H46V239H45ZM51 237H52V236H51ZM73 237H75L77 240L73 239ZM85 237H84V239H85ZM120 237H121V236H120ZM120 237H119V238H120ZM153 237H154V236H153ZM184 237H185V236H184ZM223 237H224V236H223ZM223 237H222V238H223ZM226 237H227V235H226ZM229 237H230V236H229ZM231 237H232V235H231ZM239 237H241V235H239ZM239 237H238V235H237L236 239L234 238V239H232V241H234V240H238ZM243 237H242V239H243ZM71 238H72V239H71ZM99 238H101V241L98 240ZM105 238H106V237H105ZM109 238H110V237H109ZM112 238H113V237H112ZM151 238H152V237H151ZM195 238H196V237H195ZM197 238H198V237H197ZM210 238H211V239H215V238H212V237H210ZM220 238H221V237H220ZM259 238H260V237H259ZM51 239H52V238L49 239L50 242L52 241ZM53 239H54V237H53ZM107 239H108V238H107ZM107 239H106V240H107ZM114 239H116L115 236H114ZM124 239H125V238H124ZM137 239H138V238H137ZM137 239H136V240H137ZM145 239H148V238H145ZM153 239L156 240L157 238L154 237ZM223 239H225V237H224ZM227 239H229V238H227ZM260 239H261V238H260ZM260 239H258V240H260ZM39 240H40V239H39ZM39 240H38V241H39ZM41 240H42V239H41ZM106 240H104V241H105L104 244H107V242H109V241H108L109 239L107 240V242H106ZM110 240H111V239H110ZM116 240H117V239H116ZM116 240H115V241H112V242H117ZM138 240H139V239H138ZM140 240H141V239H140ZM239 240H240V239H239ZM55 241L57 242L58 240H57L56 238L53 240V243L56 244ZM74 241H76V242H74ZM133 241H135V240H133ZM152 241H153V240H152ZM202 241H203V240H202ZM208 241H209V239H208ZM210 241H212V240H210ZM217 241H219V239H218ZM227 241H228V240H227ZM240 241H242V240H240ZM240 241L237 242V244H239V247H240V244H243V246H245V244H248V247H247L248 249H249V248H250L251 250L254 249V248H253L254 246H253V245L249 246V243H248L247 241H246V242L244 241V243H241ZM256 241H257V238H256ZM50 242H49V243H50ZM71 242H72V243H71ZM121 242H122V241H121ZM124 242H125V241H124ZM143 242H144V241L140 242L139 244L142 246V243H143ZM197 242H198V241H197ZM200 242H201V241H200ZM215 242H216V241H215ZM223 242H224V241L222 240V243H223ZM242 242H243V241H242ZM249 242H250V241H249ZM260 242H261L262 245H264V244L262 243V242H264V241L260 240ZM53 243H51L49 246H54ZM57 243H58V242H57ZM59 243H60V242H59ZM64 243H63V244L60 243V244H61L63 247H65V244H66V243H65V244H64ZM70 243H71V244H70ZM152 243H153V242H152ZM195 243H196V242H195ZM203 243H204V241H203ZM203 243H202V244H203ZM205 243H206V241H205ZM218 243H219V242H218ZM218 243H217V244H218ZM222 243H221V244H222ZM224 243H225V242H224ZM226 243H227V242H226ZM233 243H234V242H233ZM52 244H53V245H52ZM121 244H123V243H121ZM121 244H119V245L121 246ZM134 244H135V243H134ZM137 244H138V243L136 242V245H137ZM145 244H146V243H145ZM198 244H199V243H198ZM200 244H201V243H200ZM211 244H212V243H211ZM237 244H234V245L236 246ZM251 244H252V243H251ZM111 245H112V244H111ZM124 245H125V244H124ZM195 245H196V244H195ZM212 245H213V244H212ZM218 245H219V244H218ZM222 245H223V244H222ZM259 245H260V244H259ZM20 246H21V245H20ZM62 246H61V247H62ZM96 246H95V247H96ZM99 246H100V245H98L97 248H98ZM102 246H103V245H102ZM148 246H150V245H148ZM157 246H158V245H157ZM190 246H191V245H190ZM197 246L200 247V248L198 247V248H199L198 251H200V249H201L202 247H201L200 245H197ZM205 246H206V245H205ZM208 246H209V245H207V247H208ZM216 246H217V245H216ZM219 246H220V245H219ZM235 246H234V248H237V249H238V247H235ZM241 246H242V245H241ZM252 246H253V247H252ZM260 246H261V245H260ZM41 247H42V246H41ZM43 247H45V246H43ZM47 247H48V246H47ZM54 247H55V246H54ZM63 247H62V248H63ZM67 247H65V248L67 249ZM76 247H77V246H76ZM95 247H94V248H95ZM138 247H139V246H138ZM142 247H144V246H142ZM154 247H155V246H154ZM160 247H162V246H160ZM210 247H211V246H210ZM251 247H252L253 249H252ZM65 248H64V250H66ZM94 248L92 247V249H94ZM112 248H113V247H112ZM145 248H146V247H145ZM192 248H195V247H192ZM196 248H197V247H196ZM198 248H197V249H198ZM205 248H206V247H205ZM211 248H213V247H211ZM241 248H242V247H240V249H241ZM243 248H244V247H243ZM243 248H242V249H243ZM245 248H246V247H245ZM260 248H263V247H260ZM69 249H70V248H69ZM87 249H88V248H87ZM90 249H91V248H90ZM124 249H125V248H124ZM164 249H165V248H164ZM197 249H196V250H197ZM207 249L209 250L210 248L208 247ZM250 249H249V250H250ZM72 250H73V249H72ZM79 250H78V251H79ZM82 250H83V249H82ZM97 250H100V251H101V248H98ZM103 250H104V249H103ZM107 250H108V249H107ZM122 250H123V249H122ZM122 250H121V251H122ZM156 250H157V249H156ZM158 250H159V248H158ZM162 250H163V249H161V251H162ZM202 250H203V249H202ZM34 251H35V250H34ZM39 251H40V250H39ZM83 251H84V250H83ZM83 251H82V252H83ZM159 251H160V250H159ZM198 251H197V252H198ZM203 251H204V250H203ZM205 251H207V250L205 249ZM255 251H256V250H255ZM259 251H260V250H259ZM262 251H263V250H262ZM42 252H43V251H42ZM42 252H40V253H42ZM102 252H103V251H102ZM201 252H202V251H201ZM22 253H24V252H22ZM31 253H32V252H31ZM73 253H74V252H73ZM97 253H99V251H98ZM103 253H104V252H103ZM105 253H106V252H105ZM125 253H126V252H125ZM125 253H123V254H125ZM127 253H129V252H127ZM150 253H151V252H150ZM150 253H149V255H150ZM152 253H153V252H152ZM199 253H200V252H199ZM250 253H251V252H250ZM253 253H254V252H253ZM258 253H261V252H258ZM258 253H257V254H258ZM263 253H264V252H263ZM27 254H28V253H27ZM27 254H26V256H27ZM36 254H37V253H36ZM46 254H47V253H45V256H48V255H46ZM48 254H52V253L50 252V253H48ZM74 254H75V253H74ZM153 254H154V253H153ZM173 254H174V252H173ZM261 254H262V253H261ZM261 254H260L259 256H261ZM20 255H21V254H20ZM23 255H24V254H23ZM23 255H22V257H23ZM37 255H38V254H37ZM42 255H43V253L41 254V256H42ZM67 255H68V254H67ZM82 255H83V254H82ZM147 255H148V254H147ZM169 255H170V254H169ZM203 255H204V254H203ZM251 255H252V254H251ZM255 255H256V254H255ZM38 256H40V254H39ZM52 256H53V255H52ZM52 256H48V257H51V258L53 259L54 257H52ZM102 256H104V254H103ZM108 256H109V255H108ZM152 256H153V255H152ZM166 256H167V255H166ZM259 256H258V257H259ZM27 257H28V256H27ZM48 257H47V259H49ZM58 257H60V256H58ZM73 257H74V256H73ZM76 257H79V256H76ZM76 257H75V258H76ZM81 257H82V256L80 255L79 258L81 259ZM87 257H88V256H87ZM89 257H90V256H89ZM106 257H107V256H106ZM111 257H112V256H111ZM113 257H114V255H113ZM113 257H112V258H113ZM141 257H143V255H142ZM141 257H139V258L142 259ZM169 257H172V256H169ZM253 257H255V256L253 255ZM263 257H264V256H263ZM20 258H21V257H20ZM38 258H39V257H38ZM55 258H56V257H55ZM107 258H108V257H107ZM114 258H115V257H114ZM147 258H148V256H146L144 259L147 260ZM150 258H151V257H150ZM153 258H154V257H153ZM261 258H262V256H261ZM261 258H260V259H261ZM23 259H24V258H23ZM42 259L44 260V257H43ZM45 259H46V258H45ZM52 259H50L51 262H52ZM56 259H57V258H56ZM59 259H60V258H59ZM59 259H58V260H59ZM77 259H78V258H77ZM77 259H76V260H77ZM80 259H78L77 261H79ZM84 259H85V258H84ZM84 259H83V260H84ZM258 259H259V258H258ZM260 259H259L260 263H261V261H262V263H263L264 260H260ZM262 259H264V258H262ZM62 260H63V258H62ZM66 260H67V259H66ZM69 260H71V259H69ZM74 260H75V259H74ZM85 260H86V259H85ZM137 260H138V258H137ZM145 260H143V263H144ZM242 260H244V259H242ZM30 261H31V259H30ZM46 261H47V260H46ZM46 261L44 260V262H46ZM72 261H73V260H72ZM72 261H71V264L75 263V262L72 263ZM112 261H113V260H112ZM114 261H115V260H114ZM186 261H187V260H186ZM239 261H240V260H239ZM239 261H238V262H239ZM244 261H245V260H244ZM247 261H248V260H247ZM32 262H33V260L31 261V264H32ZM57 262H59V261H57ZM57 262H56V263H57ZM63 262L65 263L66 261L63 260ZM82 262H83V261H82ZM84 262H85V261H84ZM84 262H83V263H84ZM156 262H157V261H156ZM36 263H38V262H36ZM48 263H49V262H48ZM77 263H80V261L77 262ZM148 263H149V262H148ZM154 263H155V262H154ZM165 263H166V262H165ZM176 263H177V262H176ZM229 263H230V262H229ZM231 263H233V262H231ZM231 263H230V264H231ZM235 263H236V262H235ZM244 263H245V262H244ZM244 263H243V261H242V264H244ZM246 263H247V262H246ZM18 264H20V263L18 262ZM21 264H22V263H21ZM38 264H39V263H38ZM51 264H53V263H51ZM58 264H60V263H58ZM69 264H70V263H69ZM95 264H98V263H95ZM100 264H101V263H100ZM119 264H120V263H119ZM144 264H145V263H144ZM158 264H159V263H158ZM181 264H183V263H181Z\"/></svg>",
    "mask_w": 264,
    "mask_h": 264
}]
</instances>
